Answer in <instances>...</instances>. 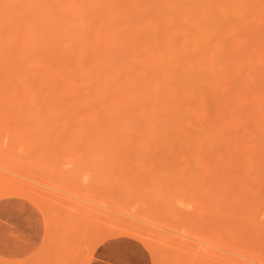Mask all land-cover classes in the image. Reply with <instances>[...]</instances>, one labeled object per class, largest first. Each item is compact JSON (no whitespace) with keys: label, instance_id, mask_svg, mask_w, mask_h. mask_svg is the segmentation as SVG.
I'll list each match as a JSON object with an SVG mask.
<instances>
[{"label":"bare ground","instance_id":"6f19581e","mask_svg":"<svg viewBox=\"0 0 264 264\" xmlns=\"http://www.w3.org/2000/svg\"><path fill=\"white\" fill-rule=\"evenodd\" d=\"M1 92L4 95H3V98L0 97V99H3L0 101L1 102L0 112H1V114L4 113L5 117H3V114L0 115V122L5 123V121L9 120V122L8 121L7 122L10 123V127L8 128V131L10 133L7 131V127L0 125V138L2 140H4L8 134V137H7L8 139L6 138L7 141L5 140V142H4V141H1V139H0V142H2V143H0V145L2 146V148L5 149V150L1 151L2 148L0 146V151H1L0 152V155H1V158H0L1 162L0 163L2 164V165H0V167L3 166V168H1V169L2 170L4 169L3 171L5 173V174H3V171L0 169V173L2 171L1 174L3 175V176H0V181L3 180V181H1L3 184H4V180L7 179L5 182L8 181V178H10V174H9V172H6V171L9 169V171H12V173L10 172L12 174L11 176H13V177H11L12 179H9V182H11L12 180L14 182H16L15 180H17L20 182V183H18V185L22 183V186H24L23 185L24 183H27L26 185H28V186L30 185L29 186L30 188L37 189L36 192L40 191L39 195H42L45 192L44 196H46V198H48L49 196L51 198H53V199H50V201H49L50 197L48 198V201L50 202V203L48 202V204H51V206H50L51 208L53 207V208H55V210L56 209L58 210L57 211L58 213H56V214L62 216L61 218H58V216H56V214L54 213L55 212L54 209L52 208L53 209L52 210L53 215H55V218L57 217V219L60 221V222H58V224H59L58 226L60 228L58 227L59 229L58 228L55 229V230H57V232L62 228V226H64V225L66 226L67 223L70 221V219H69V221H68V218L66 220H64L66 218V217H64L65 211L63 212L64 215L62 213H59V211L62 212L63 210L57 206L58 203H56V200H54L55 197H53V196H56V195L55 194L53 195V193L51 191L52 189H50L52 186H50V185L48 187L45 186V188H44V186H42V185H44L45 181H46L45 185H47L46 184L47 180H48V179H46L47 176H49V179L52 178L53 181L56 179L57 181L55 180L54 184H57L58 187L61 188V187H63L62 185H65L67 188L71 189V190L69 189L68 191L65 190L66 192L69 193V194H67L65 192L67 195L65 193H59L58 192L60 194V196H61V194L62 195L65 194L66 196H64V197H68V196L72 195V193L74 194V192L78 191V189H79V192H76V194H74V196H75L74 198H73V196L72 197L70 196V197L72 198V200L73 199L75 200V201L73 200L74 204H76L75 202L77 201L76 205H77V207L78 206L80 207V208L79 207L78 208L76 207V208L79 211L78 214L81 215L80 216L81 225L83 222H84L83 224L86 225V230H84V228H85L84 225H83L84 228L82 227L83 229L80 227L81 228V234L85 233L84 236L83 235L82 236L85 237L86 239H88L87 237H89V235L94 234L96 231L99 232L100 230H102V228H104L106 226L105 224L109 225L113 222H115V224L117 223V221H114V220L117 219L118 216L114 213L116 215L115 216L116 218L114 217V220H113L112 219L113 217L111 218V216H113L112 212L109 213L111 216L108 218H111L113 220V222L111 219L107 220L108 218H106V217H107V215L109 216V214H107L106 210H105L106 213H104V211H103L105 209L104 207L107 206L106 202H108V204L110 203L111 204V205L109 204L110 206L113 205V207H115L114 205L117 203L120 204V202H123V204H126V203L128 204L131 202L138 203L139 197H137V196L140 195V197H141L144 194V196H142V198H140L139 202L141 203L142 200L145 202L142 201L143 203H141V204H146V207L148 204L149 206H152L154 208L156 206H158L159 208H157V209L155 208L156 209L155 210L154 208L150 207V210H149V206H148L147 212H144L143 210H142L143 212H141V213H143L144 216H147V217H144L142 215L143 217H141V218H143L145 220L146 219L150 220L151 218L149 219L148 217L152 216V218H153V219H151L152 221H155V220L159 221V219L162 218L163 220L159 221L158 224L160 223L161 225H165V224H163L165 222L167 225L169 224V226L172 225L173 223H175L176 220L177 221L181 220L182 223L180 222V224L182 226L183 225L186 226V227L185 226L183 227L184 231H185V228L191 229V231H192V228L190 227L191 223L189 226V222L187 223V220H186L184 222L186 224H184L183 220H185L186 218L189 220H192L194 218L197 219L196 216H199L202 212H204V210H205V212L202 213V216L200 215L201 218L199 217V219L201 220L202 217L204 216V219H202V220H205V216L208 215L207 212H208V208L210 207L209 206L210 203H212V201H213L212 205H214L215 201H218L217 199L219 196H217V195H218V193H222L223 191H226L225 187H227V188L230 187L228 190H232L233 188L235 189L236 187H239V189L236 188L235 191L238 189L237 192H239V190H240L241 192H243L242 194L247 193L249 190H247L248 188H246V185H247V187L250 186L249 182L245 181L247 183V184H245L244 181H242V179L246 175L248 176L250 174V176H254L255 182H256V187L258 185L259 186L258 188H261L260 190L258 188H256L259 190V191L257 190V192H256L257 196H259L258 194H260L261 191H262L261 194L264 193V189H262V188H264V181H262V179H264V178L260 177V176H262V173H264V147H260V146L264 145V144H261V143H264V0H0V93ZM1 95L2 94H0V96ZM2 101L5 104H3ZM3 105H4V108H6L7 110H9L11 112L7 113L6 110H4L6 113L3 112ZM9 106H11V107L16 106L15 112L16 113L19 112V114H16V116L19 119L21 118L20 115H23V111H26L27 109L30 110V108H34V107H37V109L35 108V109H31V110H33V111L36 110L39 112V113L37 112L38 114H42V115H43V113L41 111H44L42 108L45 109V108L54 107V108L46 109L47 111L55 109L56 111H52L53 113L54 112L57 113L58 108H60V111L62 108L63 109L67 108V110H69V112L67 110H65V111H67V113H69L68 116H67V113L65 111L64 112H65L66 116L63 114L64 113L63 111H62V114H63V116L67 117V119L69 118L68 121L65 117L62 118L61 117L62 114L60 115L59 112H58L59 114H56L57 115L56 116V115H54L55 113L52 114L48 111L51 114L50 115L51 117L49 116V113H48V116L50 118H52L53 116H56L58 118V116H59V120L56 117L51 119L52 121H54V122L56 121L59 124H60V122H62V123H70L68 125H71L72 121L74 124V122H76L74 120V118L78 122H80L81 124L82 123L85 124V127L83 126V128H85L84 132H85L86 138L88 137V138L92 139V141H93L92 143H95L94 139H96V140H100L104 147H109L110 151H111V145L116 148L115 149L114 147H112V148H114L115 153H113L112 151H111L112 153L111 152L110 153L112 154L111 155L112 157L113 156L118 157V159L120 160V161L115 160L114 165H117L118 163H120L118 165H120V166L122 165L121 166L122 168H123V164L121 163V161H122L120 159L121 157L118 156L117 154L120 153V151H122V150L127 151V152L129 150H134V151L140 150L141 151L140 148H145L144 147L145 145L142 146V143H144L145 141H148V143L145 142V144L147 143L146 146H149V148H150V143H152L151 147L153 145V147H152L153 150H150L148 152L152 158L154 157V156H152L154 154L153 151H156V149H157L156 152L158 153V151H160V150L162 151V149H164V146H165L166 150L168 149V151H170V149H172V147L175 146L174 144H172V143H174L172 141H175V143L183 142L181 144V146L179 147L181 153L179 150L176 152V150L173 151V149H172V152H169V153L173 154L171 156H173V158L175 159L174 160L172 157H170L171 160L170 159L169 160L171 163H175V164H171L170 162H166V161L161 163L158 160H156L157 155H155L156 156V159H155L156 163L159 162L157 164L158 167H156V169L159 168V170L155 171L154 168L151 166L153 168V171L157 172V173H155V177L157 179L156 178L154 179L152 177V175L151 176L149 175L151 173V171L149 169L146 170L145 168H142V167H148V162L147 163L145 162L147 160H145L146 158L144 156V153L142 152V153L137 154L136 153L137 151L135 153H134V151H129L132 153V154H130L129 158L131 157V159H133V158L135 159L136 157L137 158L139 157V159H140L141 157L139 154H143V156H144L143 159L145 160V161L142 159L139 160L140 163L135 161V164H134V165H136L135 167L131 164L134 169H131L132 167L130 166L129 163H128L129 164L128 166H126L127 164L125 165L127 167L128 171H129V169H131L130 172H132V173H134L136 171L137 175H135V176L137 178L142 179V181H141V179H140V181L136 179V182H138V183H136V182L133 183L131 181L135 180V178H133L134 176L132 175L133 176L132 177L129 175V179H126V177L128 178V174H125L126 177L123 176L124 177L123 178L122 175H124V174H122L120 176V174L122 173L121 170L118 171L120 174H118V172L116 170H114L115 172L112 171L113 174H115L116 172L117 173L115 175L111 176L112 172L109 170H112L113 167L110 166L107 168V165H109L108 163L106 164V163L102 162V164H100L101 167L103 166L105 169L101 168V167L97 168L95 166H92V163L93 164L96 163L94 165L98 166L97 165V162H98L97 158H99V155H100L99 150L100 149L98 151H95V150H97L101 145H100V143L98 144L96 142L95 145L97 146V144H98L100 146H97L98 148L95 149V145L93 144L94 147H92V143L89 142L90 143L89 149L92 148V150L93 149H95V150H93L94 151L93 152L90 149L89 152H92V154L91 155L89 154V156H88L89 152H86L87 154L85 153V151H84L85 149H86V151L89 150V149H87L88 148L87 144L89 145V143H83V140L85 139V135H82L83 132L81 133V131H83V130L81 128L82 125H80V123L77 122L74 125L72 124L73 125L72 127L76 128V130H77V132L75 131V134H72V133H74V131L72 133L68 134L69 132H64L63 130H60V133L62 136V139H61L60 133L58 134L59 130L56 129L57 127L51 128V131H50V129L48 130L47 129L48 127L44 126L45 123L43 125L42 122H39L40 119H42V117L44 119L45 115L41 117L40 115L35 113L33 118L36 117L37 122L34 121V123H35L34 129L35 130L40 129L37 131L41 132L40 133L41 136L44 135V133H45V135L47 134L46 136L44 135L42 137H44L46 140H49V142L51 143V145H50L49 142L46 143V142L42 141L41 139H40V142L37 140V138H39L37 136L38 132L36 135H35L36 132H33V136L34 135L35 136L34 137L31 136L30 132L32 133V129L30 130L31 127L29 128L27 123L22 122L23 124L20 125L21 127H18L19 125L15 122V120H13L14 118L11 115L13 107L8 108ZM24 109H26V110H24ZM70 109H72L74 115L70 113V111H71ZM206 109H208V111H206V112H208L207 118L205 115ZM16 110H19V111H16ZM74 111H75V113H74ZM76 111H78V112H76ZM26 113H28V112L26 111ZM46 113L44 112V114H46ZM5 114H8V115H5ZM36 114L38 116H40L41 118L40 117L38 118V116H35ZM70 115H72V117H74V118L70 117ZM24 116L30 117V115H28V114H24ZM1 118H2V120H1ZM61 118L62 119L65 118L66 122L64 120H62ZM45 119H47V118H45ZM12 120L14 122H12ZM47 120L50 121L49 119H47ZM14 124L15 125L17 124V126H15ZM29 124H31V123H29ZM37 125H40L39 126L40 128ZM60 125H62V124H60ZM68 125L66 124L67 128L70 127ZM76 125H77V127H76ZM11 126L14 128V130H12ZM79 127L81 128V130ZM189 127L190 128L192 127L193 129H190ZM5 128H6V130H5ZM15 128H17V129H15ZM18 128H20L21 130H22V128L27 129V130L25 131L23 129L22 130L23 132L20 133L21 130L17 131V130H19ZM78 128L80 131H78ZM239 128L244 129V131H245L244 134L237 132V130ZM2 129H4V130H2ZM44 129H46V130H44ZM52 129L53 130L56 129V131L55 130L54 131L57 132V130H58V132L55 133L52 131ZM11 130H12V133L14 136L11 134ZM4 131H7V134L5 135L6 137H4V133H5ZM47 131L49 134L47 133ZM62 131L66 134H64ZM25 132H26V134H25ZM78 132L81 133L80 136L84 137V139L80 138V141L83 144L81 142H80L81 144L78 143V141L76 143V140H79L78 139L79 134H77ZM16 133H18V135ZM19 133L21 134L22 138L20 137ZM23 133H24V135H28V137L27 136L24 137V135H22ZM51 133H52V135H51ZM1 134H3V135H1ZM9 134L12 135L13 137L9 136ZM55 134H56V136H55ZM67 134L70 136V138L71 137L75 138L74 135H76V138L77 137L78 138L77 139L75 138L76 140H74V138L72 140L69 138V140H71V141H69V140H67V138L69 137ZM71 134H72V136H71ZM57 135H58V137H57ZM63 135H65V136H63ZM49 136L50 137L52 136L54 138H52L50 140ZM16 137L18 139H15ZM26 137L30 138L32 141L30 139H28V141L26 143V140H27ZM56 137H57V139H56ZM32 138L33 139L35 138V139L33 140ZM54 139L57 142L59 149H56L57 147L53 146L52 143L54 142ZM90 139H88V140L90 141ZM158 139L160 140V143L157 144L158 148H155V147H157L156 143H157ZM8 140H11V141H8ZM20 140L22 141L23 144L21 143ZM73 140H74V144L71 143ZM85 140H84V142L88 141V140H86V141ZM152 140H154V141L149 143V141H152ZM12 141L18 142V144L21 143V145L19 147L24 148L26 151L23 149H21V151L23 153L18 151V150L16 151V148H18V147H16L14 150V151H16L15 152L16 155L14 153H12L13 152L12 150L15 147L14 146L12 149V146H9L10 145L9 142L13 143ZM34 141H36L35 145H33ZM60 141H61V143H64V144H61ZM131 141H133L134 143L137 141L138 145L136 146L132 142V144L134 145V146H132L130 144ZM142 141H144V142H142ZM167 141L169 144L167 143ZM3 142L5 143V145ZM43 142L45 144H42ZM29 143H31V144H29ZM36 143H38V145ZM66 143H68V144H66ZM121 143H122V145L119 146ZM127 143H129V145ZM153 143H155V144H153ZM123 144H125V145H123ZM126 144L128 145V147L131 145L130 147H132L133 149L129 148V150H128V147ZM167 144L170 145V147H171L170 149L167 148V147H169V146H167ZM23 145H24V147H23ZM25 145H27V147H26L27 149L25 148ZM32 145H33V147H32ZM65 145H67V147H65ZM72 145L74 148L76 146L78 149L81 147L82 152H84V153H82V152L79 153L78 151H80L81 149L80 150H78L77 148H76L77 150L75 149L80 154L79 155L80 157L77 158L78 161L74 160V159H76V157H78L77 156L78 154L76 153V155L74 156V155H71L72 152L71 153L69 152V151H74V148H69V147H72ZM82 145H83V148L85 147L84 149L82 148ZM7 146L9 148H7ZM36 146H39L40 149L42 148L41 146H43V147L45 146V148H42L41 153H39L40 149H38V147H36ZM48 146H51L54 149L52 150V148L48 147ZM59 146H61V148L63 147L64 150L67 152V154L68 153H70V154L69 155L65 154V152L62 151L63 148L61 149ZM124 146L127 148V150L125 148H123ZM31 147L32 148L35 147V148L31 151V149H32ZM117 148L119 149V151ZM121 148H123V149H121ZM152 148H150V149H152ZM28 149H30L29 150L30 152H28ZM45 149L47 150V153H46ZM174 149H177V148L175 147ZM6 150L8 153L11 150L10 154L11 155L14 154V155H12V157H9L10 154L8 155V153H6L8 160L10 158V162L8 160H6L5 153H3ZM36 151H39V152H36ZM61 151H62V153H60ZM105 151L106 150H104V152ZM75 152H73V153H75ZM116 152H118V153L116 154ZM2 153H3V155H2ZM25 153H28L27 156H25L26 155ZM34 153L36 155L38 153V156H41V158L43 155L44 162H42L43 159L41 161H39L41 159L40 157H38V156H37L38 158L36 156L34 157V155H35ZM51 153H52V156H51ZM94 153L96 154V157L98 154V157L96 158V160H94L95 155L93 157ZM133 153L135 154V156L136 155L137 156L135 157ZM179 153L183 154V155L181 156V155H179ZM20 154L22 157L19 156ZM22 154H24V157ZM39 154H42V155H39ZM83 154H85V156H83ZM101 154H102V156H100V158L101 157L104 158V154L103 153H101ZM29 155L31 157H29ZM81 155L83 157H85L86 162L88 160L90 169L92 171L95 170L94 173L92 171H90L88 166H86L87 163L84 165L83 162H85V161H84V158L82 159ZM86 155L89 157V159H91L93 157V160L91 159L93 162H90V160L86 157ZM126 155H129V154L124 155L121 153V156H123V157L124 156L128 157ZM131 155L134 157H132ZM176 155H177V157H175ZM3 156H5L4 159H3ZM46 156L48 159L50 158L49 160H51V161H49V162H51V163L53 162L54 165L53 164L51 165V163H49L48 160L45 159ZM61 156H63L64 158L63 157L61 158ZM65 156L66 157L70 156L69 158L74 157V159L71 158L68 160V158H67V160H66ZM109 156H110V154L107 152L106 158H108ZM178 156L179 157L181 156L180 160H182L184 158V160L186 161V162L184 161L186 165L184 163L182 164V166L184 165L183 167L182 166L177 167L176 162H174V161H176V159L178 161ZM183 156H185L187 158H185ZM17 157H21V159L20 158H19L20 160L17 159L18 161L13 159V158H17ZM26 157L30 158V159H26V160H29L28 162H29V165H31L30 167L33 166V168H31V171L28 169V171L30 173L32 172L31 174L27 172L26 168H24L25 163H24V160H22V158L24 159ZM112 157H110L109 159L112 160ZM123 157H122V159H123ZM161 157H162V155H161ZM32 158L34 160L36 158L37 159L40 158L38 160L40 167H41L42 163H45V164L49 165V166H47L48 168L46 167L45 164H43L42 165L43 168L42 167L40 168L41 169V172H40L39 165L36 162L31 161ZM56 158L59 161L56 162V160H57ZM21 160L23 161L24 164L21 163L22 166L16 165V162L19 163V161L21 162ZM45 160L48 163H46ZM62 160H63V162H62ZM72 160H74L75 162H73ZM82 160H83V162H82ZM124 160L127 161L128 159H124ZM169 160H167V161H169ZM189 160H191V161H189ZM3 161H4V163H3ZM68 161H70V162H68ZM95 161H97V162H95ZM155 161L154 162L149 161V165H151L152 163H155ZM7 162H9V163H7ZM64 162H66V163H64ZM67 162L70 164L69 167H71V170H72L74 163H76V162H78L80 164L83 163L82 164L83 169H82V166H81V168H79L77 166L80 169V171L81 170L82 171L80 172L78 169H76L80 173L77 172L75 170V168H77V167L74 165L75 167H73V170H72L73 172L70 173L71 171H69L70 169H69V167H67V170L69 171L70 175H69V173H67L64 176V173L68 172L65 169L66 164H67V166L69 165ZM72 162H73V164H71ZM127 162H129V161H127ZM141 162H145L146 164L143 163L145 166L142 165ZM188 162L191 165H189ZM57 163H59V164H57ZM61 163H63L65 165V167L60 166V165H62ZM78 163H76V165H79ZM160 163L162 164L163 168L164 167H165V169L168 168V170L164 169L165 173H163V174H162V171L160 170V168L162 167V166L160 167ZM7 164H9V165H7ZM10 164L15 165V167L11 166ZM140 164H141V168H139ZM166 164L168 167L165 166ZM35 165L38 168V169L36 168V170H35ZM153 165H155V164H153ZM169 165H171V166H169ZM188 165H189V169L187 168ZM6 166H8V167H6ZM85 167L87 169H85ZM12 168H16L13 170H17V171L19 170L18 173L21 171L20 172L21 174L19 173L21 176L16 171H13ZM170 168H171V170H170ZM176 168H178V169L182 168L183 172H187V173H183V175L185 176V182H183V184H178V187H177V182H180L181 179L178 180V178L176 177L177 176V174H175V173H177ZM51 169H54L53 170L54 172L53 171L50 172ZM62 169L66 170V171L62 172L63 171ZM96 169H99V170L96 171ZM102 169H103V171H102ZM141 169H143V170H141ZM144 169H145V171H144ZM32 170L35 171L36 173L33 172ZM84 170H85V172H83ZM43 171H45V172H43ZM98 171H99V174H97ZM101 171L103 172V175H102ZM139 171H140V176L138 175ZM142 171H144V173ZM146 171L150 172V173L147 174V173H145ZM170 171H171V175H173V176H174V174L176 175V176H174V179L172 176L169 177ZM173 171H176V172H173ZM14 172L16 173V175L18 174L21 178L20 177L17 178L18 175L15 176L13 174ZM74 172L79 173V174L74 175L73 174ZM87 172L90 174L87 175L88 174ZM105 172H107L108 174H106ZM159 172L162 175H166V176L159 175L160 174ZM22 173H23V175H22ZM91 173H92V175L96 174V176L93 175L94 177H92ZM109 173H110V175H109ZM39 174H42V176L46 175V177L44 176L45 178L44 177L42 178V176H41V179H40ZM49 174H52L51 176H53V177H51ZM82 174L83 175L85 174V175L83 176ZM146 174L148 176L152 177L153 181H152V178L150 179V177H147ZM152 174H154V173H152ZM187 174H189V175H187ZM24 175H26L28 177L29 176L32 177L31 181L28 180V179H30V177L29 178L27 177L28 179L24 180V178L26 177ZM31 175H34L35 180L33 179L34 177ZM38 175H39V177H38ZM59 175H60V177H59ZM67 175H68V177H67ZM90 175H91V177H89ZM107 175H108L109 179L106 178ZM117 175H119V176H117ZM158 175H159V177L161 176L160 177L161 180L158 178ZM4 176L7 178H3ZM36 176L41 181L43 179H45V181L43 180V182L41 184L36 183L37 185L35 184L36 187H34L32 180H34L35 182L36 181L41 182L40 180H36V178H37ZM63 176H64V178L65 177L66 178L62 179ZM69 176H70V178H69ZM110 176H111V178L114 176L113 177L114 180L110 179ZM22 177H24V178H22ZM120 177L123 178V180H125L126 184H124L125 183L124 181L121 182L122 179H120ZM130 177H132L133 179H131ZM163 177H165V180L163 179ZM262 177H264V176H262ZM81 178L84 179V182L86 180V182L84 183ZM90 178L94 179V180H91L92 183H90ZM97 178L98 179L101 178V179L98 180ZM116 178H117V180H116ZM148 178L150 179V181L153 184L155 183L154 185L157 186L156 187L157 189L155 188V186H150L149 188L147 187L150 185V184H147L149 182ZM66 179H68V182ZM70 179L75 180V182H77V183L71 181ZM79 179H81V180H79ZM105 179H106V181H105ZM130 179H131V181H130ZM187 179L189 181L191 180V182H189ZM58 180H60L62 183H60V181H58ZM69 180L71 181V183H69L70 182ZM97 180H98V182H96ZM111 180H112V182H111ZM158 180H160V181L164 180V184H163V182L158 183L159 182ZM64 181L66 182L67 185L63 184V183H65ZM80 181H81V183H79ZM107 181H108V184H107ZM113 181H115V182H113ZM117 181L120 183H117ZM154 181H156V182H154ZM14 182H13V184H14ZM168 182L169 183L171 182L172 187L175 188L174 190H176V191H177V188H179V185L180 186L182 185L181 187L183 189L180 187L182 190L178 189V190H180V192H178V193L179 194L181 193V196L184 193L186 195L188 194L187 196L184 194L181 197V198L185 197L188 200L183 198L182 200L180 199V202L185 203V204L188 203L189 205L193 204L194 209L189 210V213H191V214H188L187 213L188 211L185 212L184 211L185 209H183V212H182L183 214L181 215L180 211H182V208L180 211H178L179 209L176 208L177 206H175V208L177 210L175 208H173V205H176V203L174 202L175 200H172L173 196L170 194L171 190L168 191V189H167V187L170 189V186H168ZM87 183H89L90 185H86L87 187L89 186V188L86 189V186L83 187V185H85ZM96 183H98L99 185ZM143 183L145 186L147 185L146 188H145V186H143ZM165 183H167V184H165ZM186 183H188V184H186ZM11 184L12 183H10V185ZM38 184H40L41 186H39ZM70 184H73L75 187L72 185L70 187ZM93 184L96 186H94ZM101 184L104 186L103 188H105V189L102 188ZM127 184L128 185L130 184L128 186V188L133 185L132 187H130L131 190L133 189L132 191L126 187ZM137 184H138V187H137ZM157 184L160 186V189H159V186ZM184 184L187 185L186 187L188 189H186V187L183 186ZM8 185H9V183H8ZM32 185H33V187H31ZM121 185L124 187H122ZM162 185H163V187H162ZM189 185H190V187H189ZM191 185H194L197 188V190L194 186L192 187ZM252 185L253 184H251V186ZM5 186H6V184H5ZM106 186H108V187H106ZM112 186H113V188H114V186L116 188H114V190H113ZM203 186H205V187H203ZM206 186L208 187V189ZM218 186H220V189H221V187L222 188L224 187L222 189L223 190L222 192H221V190H218ZM53 187H54V185H53ZM58 187H56V188H58ZM66 187L62 188V190H60V188H58V189L60 191H63L64 189H67ZM151 187H154V188H151ZM161 187H162L163 192L161 191ZM240 187L241 188L245 187L247 192L245 190H244L245 191L244 192L243 189H240ZM83 188H85L84 191L86 190L87 193L82 191ZM90 188H92V190ZM98 188H99V190L100 189L102 190V191L101 190L100 191H101V194H103L104 196H101V194L98 193L99 192ZM124 188H125V190H124ZM135 188H139L142 190L139 191V189H135ZM163 188L166 190H164ZM200 188L202 191L200 190ZM204 188H205V190H204ZM213 188H214V190L217 189L216 191L217 192L219 191V192L217 193L216 191L213 190ZM108 189H112L113 191L108 190ZM126 189H128V190H126ZM27 190H31V189H25V187L23 188L21 186H13L12 185V187H9V188L7 187V188L3 189L2 191H0V195L4 194V193H10V192H24V193H26ZM45 190L49 191V192H46ZM53 190H54V188H53ZM72 190H75V191L72 192ZM95 190H96V194H95ZM104 190H106V191H104ZM185 190L186 191L188 190L187 192H190V193L185 192ZM255 190L253 193H255ZM50 191H51L52 195H51ZM56 191H57V189H56ZM70 191L72 193H70ZM81 191L84 192L85 195ZM123 191H124V195H122ZM133 191L134 192L136 191V192L134 193ZM148 191H150V193H147ZM151 191H153V192H151ZM159 191H161L162 194L169 192V194H168L169 196L167 194H163V196H162V194ZM164 191H166V192H164ZM205 191L207 192V195H210V196H207L205 194L206 195V197H205V195H204V193H206ZM90 192H92L93 194ZM105 192L107 193V195ZM112 192H114V193L110 194ZM128 192H131L132 194H129ZM214 192H216V193H214ZM232 192H234V190ZM46 193H47V195L48 194L49 195L47 196ZM78 193H81L82 198H84V200L83 199H81V200L77 199L78 197L76 198V195ZM115 193H117V194H115ZM125 193H128V194L126 195ZM146 193H147L148 199L146 198V200H145L144 197H146L145 196ZM151 193H153V194H151ZM199 193H202V194H199ZM118 194H120V195H118ZM154 194H156L155 196H157V194H158L159 199L161 197L162 198L164 197L166 202L164 200H162V198L159 201L158 198H155ZM239 194L238 193L236 194V192H235L236 196H233V197H237V195H238V197H241V195L239 196ZM247 194H248L247 198L250 197V199H252V200H250L251 202L254 200L253 203H251L249 201H245L246 194H244L245 196L243 195L244 199L242 198L243 196L241 197V200L243 199L245 202L244 204H243V200L241 203V201L239 200L240 198L239 199L237 198V200L235 199L236 201L233 200L232 197H230V199H229V197H227V195H229V194L226 191V192L220 194L221 195L220 199H222L224 197H227V198L222 199L221 200V201H223L222 203L217 202L214 205V207L216 205L224 206L225 201H226V203L230 202L231 207H233L232 205L235 202L241 203L242 204L241 206L238 205L237 203L235 204L237 207L239 206L240 209L237 208L236 206L233 207V209L234 208L239 209V210H237L238 215H239L238 211L241 210L240 215L238 217L239 219L241 217V212H246L244 214L242 213L245 217L242 215L243 217L241 219H245L246 215L247 216L251 215L252 216V217L250 216L251 218H253V216H255L257 218L260 215L261 210H262V214H264V208H262V207H264V205H262V207H261L262 209L257 211V209L260 208L261 205H259V202L257 203V201L255 200L256 194H255V196H253L254 199L251 198V196H249V192ZM261 194H260V198L264 197V194H262V197H261ZM83 195H84V197H83ZM108 195H109V197L111 196L109 199H108ZM130 195L132 196V199H130L131 197L129 198ZM165 195H167L166 196L167 198L165 197ZM191 195H192V198H191ZM222 195H224V197H222ZM233 195H234V193H233ZM44 196L42 195V197H44ZM118 196H120V197H118ZM171 196H172V199H171ZM197 196H198V198H197ZM200 196H203L202 197L203 200L205 198L207 199V200H204L205 202L203 201V205L205 207H207V205L209 206L207 208L204 207L205 209L203 208L202 211H201V207H199L200 206L199 201H202L200 199ZM213 196L215 199L214 198L212 199ZM86 197H88L89 199ZM90 197H91V199H90ZM92 197H94L95 199L98 197L96 200L94 199L95 202H97L98 200H101V202L103 203L102 200L104 199V201H106L105 204L103 203L105 206H103L101 204V206L104 209L101 206H97L98 204L96 205L94 203V201L92 200L93 199ZM152 197H154L156 201ZM208 197H210L211 201L208 199ZM46 198H44V199H46ZM79 198H81L80 195H79ZM85 198H86V200H85ZM113 198H114L115 202H114ZM120 198H122L121 199L122 201L119 200ZM189 198H191L192 200ZM260 198H258V199H260ZM87 199H88V201L90 200V203L92 200L93 204H95V206L93 204H91V206H90V203L86 202ZM123 199L125 200V202L123 201ZM193 199L196 203L193 201ZM198 199H200V200L198 201ZM52 200L54 201L53 204L51 202ZM110 200L112 201V203L110 202ZM151 200H153V201L151 202ZM186 200H187V202H186ZM189 200L191 201V203L189 202ZM229 200H233L234 202L232 201L233 203H231V201H229ZM84 201L86 202V204ZM116 201H117V203H116ZM161 201L165 202V203L162 204ZM207 201H209V202H207ZM260 201H261V199H260ZM262 201H264V198H262ZM246 202L250 206L254 205V207L247 206ZM87 203H88V209H89V207H91L89 210L93 211L92 213L88 212V211H86V212L84 211L87 209V207H86ZM149 203H151V205ZM206 203H209V204H206ZM262 203H264V202H262ZM81 204H84V205H81ZM119 204H117L115 208H117ZM132 204H130V205H132ZM165 204H170L171 206L168 205V207H167V205H165ZM255 204H258V206L256 205L258 208H255L256 207ZM52 205H54L55 207ZM121 205H122V203H121ZM159 205H163L167 209L165 207L162 208V206H159ZM227 205H228V207H230L229 204H227ZM83 206H85V207H83ZM195 206L196 207L198 206V207L195 208ZM246 207H249V209L253 208L254 213H252L253 211H250ZM161 208L163 210L164 209L168 210L167 214H165L166 213L165 210L163 211ZM170 208H171L172 213L170 211ZM187 208H189V207H187ZM198 208L200 211L198 210ZM245 208H246V211H245ZM99 209H100V212H99ZM215 209H216V207H215ZM215 209L213 208L214 211H215ZM152 210L154 212L148 213ZM222 210H224V209H220L219 212H221ZM225 210H228V209L226 208ZM225 210H224V213H225ZM139 211H141V210H139ZM192 211H193V214H192ZM196 211H197V213H196ZM217 211H215L214 213L218 214V213H216ZM247 211H250L252 214L249 213V215H248ZM83 212H84V215L87 212L89 213V215L87 213L88 216L85 215L86 217L82 218ZM98 212H99V214H98ZM123 212H126V211L123 210ZM168 212H169V214H168ZM173 212L176 214L175 215L176 217L181 216L183 218V216H185V215L186 216L183 218V220L181 217H180L181 219L180 218L176 219V217H174ZM194 212L196 213L195 216H194V214H195ZM211 213L213 215V211ZM228 213L229 212H227V214ZM231 213L232 212H230V214ZM148 214H149V216H148ZM153 214H155V216L158 217V220H157V217H154ZM170 214H172V215H170ZM103 215L105 216V219H104V217L102 218ZM165 215H168V216H165ZM189 215H191V216L189 217ZM226 215L223 214V216H221L222 218L219 220H222L223 217ZM232 215H234V212H233V214L228 215V217H230ZM90 216L94 217V219L98 216L97 218L107 220L111 223L108 222V223L104 224L103 223L104 220H100L97 218H96L97 220L95 219V221H94V219L91 218ZM214 216H216V215H214ZM236 216H237V214H236ZM88 217H90L89 218L91 220L90 222H88L89 221ZM125 217H127V216H125ZM166 217H168L167 220L170 218L169 220L174 221V222L172 224H170L171 222L170 221L167 222V220L165 219ZM250 217H247V219H249ZM84 218H86V220H88L87 224H86V220ZM174 218H175V220H174ZM260 218L261 217L257 218V220L259 221ZM262 218H264V217H262ZM132 219H134V218H132ZM235 219H237V218L235 217ZM118 220H119V218H118ZM123 220H125V219H123ZM215 220L217 221V219H215ZM257 220H256V222H257ZM96 221L97 222L100 221V222H98V224H97ZM156 221H155V223H156ZM177 221H176V224L178 223ZM226 221H228V220H226ZM241 221H243V220H241ZM245 221H246V219H245ZM250 221H252V220H250ZM262 221H264V219H262ZM65 222H67V223H65ZM91 222L93 223V226H91V224H92ZM191 222H193V221H191ZM229 222H230V220H229ZM253 222H254V220H253ZM260 222H261V220H260ZM60 223H61V225H60ZM198 223H199L198 225H200L201 222L198 221ZM212 223H214L213 220H212ZM218 223H216L215 226L213 224L212 225L216 228ZM220 223L223 224V226H225L224 225L225 223H222L221 221H220ZM88 224H89V227H88ZM115 224H114V226H115ZM121 224L122 223H120V225ZM123 224H124V222H123ZM194 224H195V221H194ZM194 224H193V227H195V231H196L197 230L196 226L197 227H199V226L194 225ZM205 224H206V222H205ZM68 225H69V223H68ZM99 225H103V226L100 227ZM118 225H119V222H118ZM118 225H116V227H118ZM175 225H174V227H175ZM178 225H179V223H178ZM178 225L176 227H180ZM201 225L203 226V224H201ZM252 225L253 224H251V227H252ZM109 226L114 227L113 225H109ZM157 226H159V225H157ZM202 226H201L202 229L201 228L200 229L203 232L201 230L200 231H201V233H204L207 231L206 230L207 228L205 229ZM204 226L208 227V224L204 225ZM226 226L228 227V224H226ZM257 226L253 225V227H257ZM64 227L62 230H60L61 233H63L62 231H64L65 233H63L62 237L59 238L60 240L56 242L58 245L62 244L61 242L63 240H61V239L62 238L64 239L65 236H67V235H68L67 236L68 241L70 240L71 244H72V240L74 239L72 237L75 236L74 235L75 232L73 229H72L73 231L70 232L71 226H69V227L66 226L65 229H64ZM67 227H68V229H67ZM122 227H124V226H122ZM172 227H173V225L169 228H172ZM181 227L177 228L176 231H178V229H182ZM52 228H53V224H52ZM55 228H56V226H55ZM208 228H209L208 231H210V232L213 231V233L211 232L209 234L211 236V238L213 237L212 236L213 234L217 235V233L215 234L214 230H210L211 229L210 227H208ZM96 229H98V230H96ZM104 229H106V227ZM104 229H103V231H104ZM108 229H109V227H108ZM188 229H186V231ZM220 229H223V227L222 228L220 227ZM68 230L72 234H69ZM92 230H93V233H92ZM160 230H162V229H160ZM160 230H159V232H160ZM262 230H264V222H262L261 229L254 230L253 234H255L256 231L262 232ZM153 231H154V229H153ZM208 231L206 232V234L205 233L204 234L200 233V234L207 237L208 233H209ZM218 231H219V226L217 227V232ZM241 231L244 232L243 229ZM66 232H67V235H65ZM86 232H87V235H86ZM89 232H90V234H88ZM98 232L96 233V235L98 234ZM162 232H163V230H162ZM187 232L191 233L190 230H188ZM248 232H250V233H247V236L249 234H252L251 233L252 230H250V231L248 230ZM153 233H155V232H153ZM220 233H221V230H220ZM245 233H246V230H245ZM258 233H256V234L259 235L260 233L259 234ZM59 234H60V232L58 233V237H59ZM81 234H79V236L76 235L77 237L75 239H77V240L75 241V243H73V245L75 246V250H74V246H72L73 247V250H72L70 242L66 243V245H64L65 244L64 242L66 239L63 241L64 244H62L64 248H63V250L62 249L61 250L62 251H64V249L68 250V245H69V248H71V250H68V251L66 250L64 252H62L60 250V248H59L60 245L57 246L53 242V244L59 248L58 249L60 251L59 253H65V252L67 253L69 251L70 252L73 251L75 259L73 258L72 254H70V252L68 253L73 258L71 260L72 262L69 260L70 257H69V259H67L68 254L65 253L67 256H66V258L64 256V259L68 260V261L66 260L67 263L70 261V263H68V264H75L76 262H73V261H76V260L78 261L79 259L82 258V257H80V255H77L80 252H78L77 254H76V252L79 250L80 251L84 250V249L81 250V248L85 247L86 245H82V244H84V242H86L85 244H87L88 241L86 239H84L83 237H80ZM151 234H152V232H151ZM165 234H166V237L170 234V236H168L167 238L171 237L169 239L170 241L166 240L167 242H171L174 240L173 238H176V235L171 233V231H170V233H166V231H165L164 234L162 233V236ZM180 234H181V232H180ZM193 234L195 235V232ZM253 234L251 235V237L255 236ZM69 235H71V237ZM257 235L255 236L256 238H257ZM261 235H262V233L259 235V237L261 239L264 238V235H262V236ZM60 236H61V234H60ZM189 236H191V235H189ZM195 236H197V235H195ZM234 236H236V235H234ZM244 236H246V234ZM79 237H80V241L82 240V242H81L82 244L78 240ZM227 237L229 238V236H226V238ZM81 238H83L85 241H83V239H81ZM158 238L163 240V238H160V237H158ZM217 238L219 240L218 236H217ZM52 239H53V235H52ZM54 239H55V237H54ZM89 239H91V236ZM171 239H173V240H171ZM206 239L208 241L210 240L208 238H206ZM176 240H178V238ZM78 241L80 244L78 243ZM152 241H153V238H152ZM183 241L184 240H182V242ZM93 242H94V240H93ZM157 242L161 243L160 240ZM167 242H166V244H170V245L175 244L174 241H173L174 243L173 242L167 243ZM185 242L187 243L188 241L185 239ZM185 242H183V244H182L181 240H180V244H182L181 245L182 250L179 248L180 244L179 243H178L179 245L177 244L178 249H180V251H181L180 253H182V251H183V253L187 252L185 249H188V250L193 249L191 244L189 245V247L191 246L192 249H189V247L187 248L186 246H188V245ZM76 243H78L80 246L82 245L81 248L78 244H77L78 248H76V245H75ZM193 243H194L193 246H195L198 242L197 243L193 242ZM232 243H230V244H232ZM262 243H264V242H262ZM198 244L195 246L196 248H200L202 246V245H200V247H199ZM222 244H224V243H222ZM235 244H233V245H235ZM62 245H61V247H62ZM158 245H160V244H157V245L155 244L156 247ZM161 245H164L163 242ZM183 245L185 248H183ZM249 246H251V245H249ZM86 247L89 248V246H86ZM86 247H85V249H86ZM169 247H172V246H169ZM169 247L165 248L163 246V249L165 248L166 252H167ZM207 247H208V249L210 248L209 246H207ZM201 248L203 249L205 247H201ZM216 248H218V247H216ZM48 249H49V247H48ZM54 249H55V247L52 250H50V253H54V252L57 253L58 252V251H54ZM174 249H175V247H174ZM206 249L207 248H205V250L202 252L199 251V252H201V254H203V255L205 254L204 257L205 256L210 257L211 256L210 252L212 251V253H215V250H216V249H214V251H213L210 248L211 250H210V252H208L209 250L208 249L206 250ZM237 249H238V247H237ZM194 250H195L194 251V254H195V252L198 249L197 250L194 249ZM45 251L43 253L44 256H46L47 253H49V252H47L45 254ZM51 251H54V252H51ZM232 251H234V249ZM169 252L170 251L168 250V253ZM189 252L191 253L192 251H188V254H189L188 256H192V255H190ZM216 252H218V250ZM262 252H264V251H262ZM59 253H57L58 257H57V254H51L53 256L47 255L44 258V257H41V256H43V254H39L41 258L39 256H38L39 258H35L37 256V253H36V256L34 258H35V261L38 259L40 261H42L41 260L42 258L44 260L47 258V261L46 260L42 261V263L45 262L43 264H48V263L53 264V262L56 261V262H54V264H55V263H58L57 261H59V259H61L59 261V263L61 264V262L63 260L62 255H64V254H59ZM197 253L198 252H196V254ZM207 253H209V254L207 255ZM169 254H166V256L167 255L169 256ZM215 254H213V257L215 256ZM261 254H264V253H261ZM60 255H61V258H60ZM76 255L78 256L79 259L77 258ZM221 255H224V257L220 256L221 257L220 258V257H218L219 256L218 255V256H215L213 259L216 261H221V263H223L222 258L223 259L225 258V260L227 262L225 261V263H223V264H226V263L229 264V261H231V259H229V258L232 256H229V258H228L229 260H227L225 253H222ZM161 256H163V254ZM175 256H177V255H175ZM184 256H185V254H184ZM192 257H194V256H192ZM192 257H191V260H193ZM57 258H59V259L56 260ZM177 258H179V257H177ZM184 258L182 256V258H180V259L187 261ZM211 258L212 257H210V259ZM219 258L221 260H218ZM253 258H255V257H253ZM167 259H168V257L165 260H167ZM65 260H64V262H65ZM253 260H255V259H253ZM82 261L84 262L83 258H82ZM82 261H81V263H82ZM185 261H183V262H185ZM236 261L238 262V259ZM245 261H247V260H245ZM33 262L34 261H32L31 264ZM66 262H65V264H67ZM172 262H170V263H172ZM241 262H243V261H241ZM244 263L245 262H243V264ZM26 264H28V263H26ZM62 264H64V263L62 262ZM77 264H79V263H77ZM82 264H85V263H82ZM184 264H187V263H184ZM215 264H220V263L218 262ZM240 264H242V263H240Z\"/></svg>","mask_w":264,"mask_h":264},{"label":"rangeland","instance_id":"374dc122","mask_svg":"<svg viewBox=\"0 0 264 264\" xmlns=\"http://www.w3.org/2000/svg\"><path fill=\"white\" fill-rule=\"evenodd\" d=\"M0 94H2L0 97L3 98V95H4V94H3L2 92H1ZM1 100H3V99H0V101H1ZM2 102H3V101H2ZM3 104H5V103L3 102ZM6 105H7V104H6ZM0 106H1V102H0ZM10 107H11V106H9L8 108H10ZM12 107H13L14 109H13ZM12 107H11V108H12V114H11V115H12L13 118H14V119H13V118H12V119L15 120V122L19 125L18 127H21L20 125L23 124L22 122L27 123V125L29 126V128L31 127L30 130L32 129V133L28 130V131L30 132L31 136H33V132H36V133H35V135H36L37 132H38L37 130H40V129H37V130L34 129V127H35V125H34V124H35L34 121L37 122V118H36V117L33 118V116H34V114L37 113L38 111H36V110L33 111V110H31V109H35V108L37 109V107L30 108V110H29V109H27V110L24 109V110H26L28 113H26V111H23V115H20V116H21L20 119L16 116V114H19V112H17V113L15 112V108H16V106H12ZM20 107H21V106H20ZM25 108H26V107H25ZM38 108H39V107H38ZM50 108H54V107H50ZM50 108H45V109L42 108V109L44 110V111H41V112L43 113V115H42V114H38L39 112L37 113V114L40 115L41 117L44 116V115L46 116V117L44 116V119H43V117H42V119H40L39 122H42L43 125H44V123H45L44 126H45V127H48V128H47L48 130L50 129V131H51V128H53V127L56 128V127H57L56 129L59 130V132H58V130H57L58 134L60 133V130H63L64 132H69L68 134L72 133L73 131H74V133H72V134H75V131L77 132L76 128H74V127H72V126H73L75 123H77L78 121H77L74 117H72V115H70V117L74 118V120L76 121V122H74V124H73V121H72V122L70 121L73 125H72V124H71V125H68V124H70V123H62V122H60V124H62V125H60V124L57 123L56 121L54 122V121L51 120L52 118H55V117L57 116L56 114H59V113H60V115H61V114H62V111L64 112L65 110H67V108H65V109L62 108L63 110L61 109V111H60V108H58V109H57V110H58L57 113L54 112L55 114L52 112V111H56L55 109H54V110L52 109V110H50V111L48 110L50 113L56 115V116H53L52 118H50V117H51V116H50L51 114L46 110V109H50ZM17 109H18V108H17ZM39 109H40V108H39ZM42 109H41V110H42ZM1 110H2V109H1ZM4 110H6L7 113H10V112H11V111L7 110L6 108H4V105H3V112H5ZM19 110H20V109H19ZM19 110H16V111H19ZM70 110L72 111V109H70ZM73 110H74V109H73ZM20 111H21V110H20ZM67 111L69 112V110H67ZM67 111H65V112L67 113ZM71 111H70V113L73 114V111H72V112H71ZM206 111H208V109L205 110V113H206L205 115H206V118H207V117H208V112H206ZM44 112H45V113L47 112V113L44 114ZM58 112H59V113H58ZM65 112L63 113L64 115H65ZM76 112H78V111H76ZM5 113H6V112H5ZM20 113H21V112H20ZM48 113H49V116H50V117L48 116ZM74 113H75V111H74ZM2 114H3V117H5V116H4V113H2ZM2 114H1V112H0V115H2ZM24 114H28V115H30V117H29V116H28V117H25ZM37 114H36L35 116H38ZM63 114H62V116H61L62 118L66 116V115L63 116ZM68 114H69V113H67V116H68ZM5 115H8V114H5ZM73 115H74V114H73ZM9 116H10V115H9ZM23 116H24V117H23ZM40 116H38V118H39ZM41 117H40V118H41ZM45 118L49 119L51 122L48 121V120L45 119ZM56 118H57V117H56ZM62 118H61V119H62ZM65 118L67 119V117H65ZM65 118L62 119V120L65 121V120H66ZM8 119H9V118H8ZM57 119L59 120V116H58ZM57 119H56V120H57ZM1 120H2V118H1ZM13 120H12V122H14ZM38 120H39V119H38ZM68 120H69V118L67 119V121H68ZM72 120H73V119H72ZM3 121H4V120H3ZM7 121L9 122V120H7ZM7 121H5V123H1V122H0V125H1V126L3 125L4 127H7V131H8V128L10 127V123H8ZM60 121H61V120H60ZM64 121H63V122H64ZM58 122H59V121H58ZM65 122H66V121H65ZM29 123H31V124H29ZM78 123H80V122H78ZM11 124H12V123H11ZM17 124H16V125L14 124V125L17 126ZM66 124H67L68 126H70V127L67 128V127H66ZM14 125H13V126H14ZM52 125H53V126H52ZM59 125H60V126H59ZM80 125H82L81 128H82V130H83V131H81V133L83 132L82 135H85V132H84V129H85V128H83V126L85 127V124H83V123L81 124V123H80ZM15 126H14V127H15ZM23 126H24V125H23ZM37 126L39 127L40 125H37ZM78 126H79V125H78ZM24 127H25V126H24ZM45 127H44V128H45ZM76 127H77V125H76ZM11 128H12V130H14V128H13L12 126H11ZM39 128H40V127H39ZM79 128H80V127H79ZM79 128H78V131L81 130V128H80V130H79ZM189 128H190V127H189ZM15 129H17V128H15ZM18 129H19V130H17V131H20V130H21L20 128H18ZM23 129H24V128H22V130H23ZM56 129H54V130L56 131ZM190 129H193V128L191 127ZM2 130H4V129H2ZM5 130H6V128H5ZM12 130H11V134L13 135ZM22 130L20 131V133L23 132ZM24 130L26 131L27 129H24ZM44 130H46V129H44ZM54 130L52 129L53 132H55ZM7 131H4V132H5V133H4V137H6L5 135L7 134ZM15 131H16V130H15ZM63 131H62V132H63ZM2 132H3V131H2ZM8 132H9V131H8ZM45 132H46V131H45ZM57 132H55V133H57ZM64 132H63V133H64ZM237 132H238V133H241V134H244L245 131H244L243 128H239V129L237 130ZM9 133H10V132H9ZM20 133H19V134H20ZM40 133H41V132H38V134H37V136L39 137V138H37V140H38L39 142H40V139H41L42 141L46 142V143L49 142V140H46L44 137H42V136L45 135V133H44V135H42V136H41ZM47 133H48V131H47ZM81 133H80V132L77 133V134H79V135H78L79 138L77 137L79 140H76V139H77V138H76V135H74L76 139H75L74 137H73V138H74V140H76V143H77V141H78V143L81 142V141H80V138L84 139L83 136H80ZM16 134L18 135V133H16ZM25 134H26V132H25ZM27 134H28V133H27ZM30 134H29V135H30ZM42 134H43V133H42ZM48 134H49V133H48ZM64 134H66V133H64ZM68 134H67V135H68ZM72 134H71V136H72ZM1 135H3V134H1ZM12 135L9 134V136L13 137L14 135H13V136H12ZM22 135H24V133H23ZM35 135H34V136H35ZM46 135H47V134H46ZM46 135H45V136H46ZM51 135H52V133H51ZM53 135H54V134H53ZM25 136L28 137V135H24V137H25ZM31 136H30V137H31ZM34 136H33V137H34ZM55 136H56V134H55ZM60 136H61V133H60ZM63 136H65V135H63ZM68 136H69V135H68ZM4 137H3V138H4ZM7 137H8V134H7ZM7 137H6V138H7ZM11 137H10V138H11ZM17 137H18V136H17ZM17 137H16L15 139H18ZM20 137H21V134H20ZM20 137H19V138H20ZM24 137H23V138H24ZM27 137H26V138H27ZM47 137H48V136H47ZM47 137H46V138H47ZM49 137H50V136H49ZM57 137H58V135H57ZM57 137H56V139H57ZM66 137H67V136H66ZM6 138H5L4 140H2L1 138H0V139H1V141H4V142H5ZM21 138H22V137H21ZM52 138H54V137L51 136V137H50V140H51ZM60 138L62 139V136H61ZM69 138H70V136L67 138V140H69ZM73 138L71 137L70 139L72 140ZM87 138H88V137H87ZM87 138H86V135H85V139H86V140L90 139V138H88V139H87ZM7 139H8V138H7ZM13 139H14V138H13ZM15 139H14V140H15ZM28 139H30V138H27L26 143H27ZM32 139H33V138H32ZM34 139H35V138H34ZM34 139H33V140H34ZM47 139H48V138H47ZM61 139H60V140H61ZM64 139H65V138H64ZM82 139H81V140H82ZM85 139H84V140H85ZM159 139H160V138H159ZM159 139L157 140V143L155 142V143H156V146H157L158 143H160V140H159ZM14 140H13V141H14ZM30 140H31V139H30ZM71 140H69V141H71ZM74 140H73L71 143L74 144ZM84 140H83V143H89V142L92 143V142H93L92 139H90V141H89V140H88V141L85 140L86 142H84ZM94 140H95V143H96V142H97L98 144L100 143L101 146L97 144V146H100V147L98 148V147L95 145V143H92V147H94V145H95V149L98 148L97 150H95V149H93V150L98 151V150L100 149V150H99V153H100L99 158H97V157H98V154H99L98 152H97V153H98V154H97V157H96V154H95V153L93 154V157H94V155H95L94 160H96V158H97V160H98V162L95 161V162H97V165H98V166L94 165V164H96V163H94V164L92 163V166H95V167L99 168V167H101L100 164H102V162H103V163H106V164L108 163L109 165H107V168L110 167V166L113 167L112 170H109V171H111V172H112V171L115 172L114 170H116L117 172L121 170L122 173L120 174V173L118 172V174H120V176H121L122 174H124V175H122V177H123V176L126 177L125 174H128V178L126 177V179H129V175H130V176L133 175L134 177H133V176H132V177L135 178L134 181H131V179H133V178L130 177V178H131L130 181L133 182V183L136 182V179L139 180V181H140V179H141V178H137V177L135 176V175H137L136 171H135L134 173L130 172L131 169H134V168L132 167V165H133L134 167L136 166V165H134V164H135V161L138 162V163H140L139 160H141V159L144 160L143 158H144V156H145V158H146L145 160H147V161H145V160H144V161H145L146 163L148 162V167H149V168H148V167H142V168H145L146 170L149 169V170L151 171V173H150V172H147V171H146L145 173H147V174L150 173L149 175H150V176L152 175V177L155 179V178H156V177H155V173H157V172H154V171H153V168H154L155 171H156V170L158 171L159 168L156 169V167H158L157 164H158L159 162H161V163H162V162H165V161H166V162H170V160H171L170 157L173 158V156H171V155H173V154H172V153H169V152H172V149H173V151L176 150V152H177L178 150L180 151V148H179V147H180L181 144L183 143V142L175 143V141H172V142H174V143H172V142H171V143L174 144L175 146L172 147V149H170L171 147H170V145H168L169 143H168V141H167V143H168L167 146H169V147H167V148H169L170 151H168V149L166 150V147L164 146V149L161 148L162 151H161V150L158 151V153H159V154H158V153L156 152V151H157V149H156V151H153L154 154H153V155L151 154L152 156H154V157L152 158V157L149 155L148 152H149L150 150H153V148H152L153 145H152V147H151V144H152V143H150V142H153L154 140L149 141V143H150V148H152V149H150L149 146H146V144L148 143V141H145V142H147L146 144H145L144 141H142V142H144V143L141 142V143H142V146L145 145L144 147H145V148L147 147V148H146V149H145V148H140L141 151H140V150H136L137 152L134 151V150H129V148H132V147H130L131 145L134 146V145L132 144L133 141H131V143H130L131 145H130L129 147H128L129 143H127L128 145L126 144L127 147H128V150H129V151H134V153L136 152L137 154L143 152V153H144V156H143V154H139L140 157H141V158L139 159V157L137 158V157H136L137 155L135 156V154L133 153L134 156H135L136 158H135V159H134V158L131 159V157L129 158V156H130V154H132V153L129 152V151L127 152V151L122 150V151H120V153L116 152V154L118 153L117 155L121 157V158H120V157H119V158L122 160V161H121V163L123 164V168H122V167H121L122 165H121V166L118 165V164H120V163L117 164L118 166H117V165H114V161H115V160H116V161H120V160L118 159V157L113 156V157H114V158H113V157L111 156V155H112V154H111L112 152L115 153V151H114V148H115V147L112 146V145L110 144V145H111V151H112V152H111V151H110V148H109V147H104V146L102 145V143H101L100 140H96V139H94ZM161 140H162V139H161ZM6 141H7V140H6ZM8 141H11V140H8ZM13 141H12V142H13ZM17 141H18V140H17ZM20 141H21V140H20ZM23 141H24V140H23ZM31 141H32V140H31ZM57 141H58V140H57ZM155 141H156V140H155ZM164 141H165V140H164ZM4 142H3V143H4ZM35 142H36V141L33 142V143H34L33 145H35ZM44 142H43L42 144H45ZM62 142H63V141H62ZM65 142H66V141H65ZM121 142H122V141H121ZM129 142H130V141H129ZM169 142H170V141H169ZM0 143H2V142H0ZM19 143H20V142H19ZM21 143H22V141H21ZM21 143L18 144V142H13V143L9 142V144H10L9 146H12V149H13V147L15 146L14 149L12 150V151H13L12 153H14V154L16 155L15 152H16L17 150L20 151V152H22L21 149L25 150L24 148L19 147V146L21 145ZM24 143H25V142H24ZM49 143H50V142H49ZM58 143H59V142H58ZM60 143H61V141H60ZM60 143H59V144H60ZM69 143H70V142H69ZM81 143H82V142H81ZM81 143H80V144H81ZM83 143H82V144H83ZM90 143H89V145L87 144V146H88L87 149H89V147H90ZM133 143H134V142H133ZM137 143H138V142L136 141L134 144L137 146V145H138ZM141 143H140V144H141ZM155 143H153V144H155ZM6 144H7V143H6ZM22 144H23V143H22ZM29 144H31V143H29ZM36 144L38 145V143H36ZM39 144H40V143H39ZM42 144H41V145H42ZM52 144H53L54 147H57L56 149H59V148H58V145H57V142L55 141V139H54V142H53ZM61 144H64V143H61ZM66 144H68V143H66ZM93 144H94V145H93ZM261 144H264V143H261ZM4 145H5V143H4ZM7 145H8V144H7ZM33 145H32V147H33ZM48 145H49V144H48ZM50 145H51V143H50ZM69 145H70V144H69ZM69 145H68V146H69ZM75 145H76V144H75ZM121 145H122V143H121L119 146H121ZM123 145H125V144H123ZM148 145H149V144H148ZM177 145H178V146H177ZM0 146H1V145H0ZM46 146H47V145H46ZM62 146H63V145H62ZM78 146H79V145H78ZM171 146H172V145H171ZM3 147H4V146H3ZM16 147H18V148H16ZM23 147H24V145H23ZM26 147H27V145H25V148H26ZM28 147H29V146H28ZM32 147H31V148H32ZM36 147H38V149H40L39 146H36ZM41 147H42V148H45V146H44V147L41 146ZM48 147H51V146H48ZM59 147L61 148V146H59ZM65 147H67V145H65ZM79 147H80V146H79ZM112 147H114V148H112ZM160 147H161V146H160ZM175 147H176L177 149H174ZM260 147H264V145H262V146H260ZM1 148H2V146H1ZM5 148H6V147H5ZM7 148H9V147L7 146ZM15 148H16V151H14ZM34 148H35V147H34ZM34 148H32L31 151H32ZM42 148H41V149H42ZM51 148H52V150L54 149L53 147H51ZM51 148H50V149H51ZM62 148H63V147H62ZM62 148H61V149H62ZM69 148H74V147H73V145H72V147H69ZM76 148H77V147L75 146L74 151H69V152H70V153L72 152L71 155H74V156H75L76 153H77V154H78V155H77L78 157H76V159H77V158L80 157V156H79V155H80L79 153L82 152V149H81V147H80L79 149L77 148L78 150L81 149L80 151H78V152H79V153H78V152L76 151V150H77ZM82 148H83V145H82ZM84 148H85V147H84ZM84 148H83V149H84ZM119 148H120V147H119ZM123 148H125V149L127 150V148H126L125 146H124ZM123 148H121V149H123ZM134 148H135V147H134ZM148 148H149V149H148ZM155 148H158V146L155 147ZM26 149H27V148H26ZM36 149H37V148H36ZM41 149H40V152H39V151H36V152L41 153ZM75 149H76V150H75ZM90 149H91V151H93L92 148H90ZM90 149L87 150V151H86V149H85V150H84L85 153H86V152H89ZM112 149H113V150H112ZM115 149H116V148H115ZM117 149H118V148H117ZM132 149H133V148H132ZM2 150H5V149L2 148L1 151H2ZM29 150H30V149H28V152H30ZM43 150H44V149H43ZM45 150H46V149H45ZM71 150H72V149H71ZM102 150H103V151H102ZM104 150H106V151L104 152ZM163 150H164V151H163ZM1 151H0V152H1ZM10 151H11V150H10ZM10 151H9V153H8L7 150H6V151L3 152V153H5V156H6V153H8V155L11 153ZM25 151H26V150H25ZM57 151H58V150H57ZM62 151L65 152V154H67V152L64 150V148H63ZM62 151H61L60 153H62ZM75 151H76V152H75ZM101 151H102V152H101ZM118 151H119V149H118ZM20 152H19V153H20ZM44 152H45V151H44ZM53 152H54V151H53ZM73 152H75V153H73ZM93 152H94V151H93ZM107 152L110 154V156H109L108 158H106V156H107ZM110 152H111V153H110ZM155 152H156V153H155ZM164 152H165V153H164ZM3 153H2V155H3ZM22 153H23V152H22ZM46 153H47V150H46ZM70 153H68L67 155H69ZM82 153H84V152H82ZM101 153L104 154V158H103V157L100 158V156H102ZM105 153H106V154H105ZM121 153L124 154V155H125V154H129V155H126V156H128V157H125V156L123 157V156H121ZM166 153H167V154H166ZM180 153H181V151H180ZM180 153H179V155L182 156L183 154H180ZM14 154H12V155H14ZM17 154H18V153H17ZM25 154H26L25 156H27L28 153H25ZM34 154H35V153H34ZM56 154H57V153H56ZM86 154H87V153H86ZM89 154L91 155L92 152H89V153H88V156H89ZM160 154L162 155V157H161ZM12 155L10 154L9 157H12ZM22 155H23V157H24V154H22ZM30 155H31V154H30ZM30 155H29V157H31ZM32 155H33V154H32ZM39 155H42V154H39ZM44 155H45V154H44ZM59 155H60V154H59ZM67 155H66V156H67ZM71 155H70V156H71ZM155 155H157V159H156V156H155ZM5 156H3V159L5 158ZM19 156H21V154H20ZM35 156L37 157V156H38V153H37V155L35 154L34 157H35ZM51 156H52V153H51ZM56 156H57V155H56ZM66 156H65V157H66ZM70 156H69V157H70ZM81 156H82V155H81ZM83 156H85V154H83ZM83 156H82V159L84 158V161H85V157H83ZM88 156L86 155V157L89 159ZM131 156H132V155H131ZM134 156H132V157H134ZM166 156H167V157H166ZM181 156H180V157H181ZM14 157H15V156H14ZM21 157H22V156H21ZM21 157H17V158H13V159L17 160V159H19V158L21 159ZM38 157L41 158V156H38ZM38 157H37V158H38ZM49 157H50V156H49ZM53 157H54V156H53ZM53 157H52V158H53ZM59 157H60V156H59ZM59 157H58V158H59ZM62 157H63V156H61V158H62ZM69 157H66V160H67V158H68V160L72 158V157H71V158H69ZM91 157H92V156H91ZM91 157H90V158H91ZM93 157L91 158L92 160H93ZM110 157H112V160L109 159ZM122 157H123V159H122ZM175 157H177V155H176ZM180 157L178 156V161H177V159H176V161H174V162H176L177 167H181L182 164H183V163L185 164V162H186V161L184 160V158H183V159L181 158L182 160H180ZM183 157H185V156H183ZM0 158H1V155H0ZM37 158H36V159H37ZM40 158H39V159H40ZM52 158H51V159H52ZM63 158H64V157H63ZM87 158H86V159H87ZM167 158H168V159H167ZM185 158H187V157H185ZM20 159H19V160H20ZM26 159H30V158H27V157L24 158V159L22 158V160H24V163H25V167H24V166H23V167L27 169V172H28V173H30V172L28 171V169L31 171V168H33V166L30 167L31 165H29V162H28L29 160H26ZM36 159L34 160V159L32 158L31 161L36 162V163L39 165V169H40V168L42 167V165L45 164V163H42L41 167H40V164H39V161H41V160L43 159V155H42V158H41L40 160H39V159L36 160ZM45 159H47L48 162L51 161V160H49L50 158H49V159L47 158V156H46ZM53 159H54V158H53ZM56 159H57V158H56ZM72 159H74V157H73ZM76 159H74V160H75V161H78V159H77V160H76ZM91 159H89L90 162H93ZM124 159H128L127 161H129V162H127V161L124 160ZM155 159L158 160L159 162L156 163ZM159 159H160V160H159ZM169 159H170V160H169ZM173 159H174V158H173ZM173 159H172V160H173ZM6 160H8V157H7V156H6ZM22 160H21V162L19 161L20 164L17 163V162L15 161V162H16V165H21V163H23ZM38 160H39V161H38ZM63 160H64V159H63ZM63 160H62V162H63ZM66 160H65V161H66ZM74 160H72V161L75 162ZM132 160H133L134 162H133ZM148 160H149L150 162H154V161H155V163H152V164L150 163L151 165H149V161H148ZM167 160H169V161H167ZM174 160H175V159H174ZM179 160H180V161H179ZM8 161L10 162V158H9ZM11 161H12V160H11ZM17 161H18V160H17ZM31 161H30V162H31ZM54 161H55V160H54ZM57 161H59V160L57 159L56 162H57ZM70 161H71V160H70ZM70 161H68V162H70ZM79 161H80V160H79ZM184 161H185V162H184ZM187 161H188V160H187ZM189 161H191V160H189ZM0 162H1V161H0ZM5 162H6V161H5ZM9 162H7V163H9ZM12 162H13V161H12ZM12 162H11V163H12ZM34 162H33V163H34ZM42 162H44V159H43ZM45 162L48 163L46 160H45ZM68 162H67V163H68ZM73 162H72L71 164H73ZM82 162H83V160H82ZM145 162H141V164L144 165L143 163H145ZM177 162H178V163H177ZM3 163H4V161H3ZM13 163H14V162H13ZM13 163H12V164H13ZM24 163H23V164H24ZM33 163H32V164H33ZM40 163H41V162H40ZM49 163H51V162H49ZM64 163H66V162H64ZM76 163H78V162H76ZM76 163L73 164V167H75V166L77 167V166H78L79 168H81V166H82L83 163H84V165L87 163L86 166H88V168L90 169L88 160H87V162L85 161V162H83L82 164L78 163L79 165H76ZM128 163H129L130 166L132 167L131 169H129V171H128L127 167H126V166L129 165ZM138 163H137V164H138ZM146 163H145V164H146ZM161 163H160V167L162 166ZM170 163H171V162H170ZM12 164H10V165L13 166V167H15V165H12ZM37 164H36V165H37ZM52 164H53V162L51 163V165H52ZM57 164H59V163H57ZM61 164H62V165H60V166H62V167L64 166V167H65V165H64L63 163H61ZM68 164H69V163H68ZM126 164H127V165H126ZM131 164H132V165H131ZM141 164H140V167H139V168H141ZM153 164H155L156 166L153 165ZM163 164H164V163H163ZM171 164H175V163H171ZM188 164H189V162H188ZM0 165H2V164L0 163ZM7 165H9V164H7ZM36 165H35V170H36V168H37ZM45 165H46V167L49 166V165H47V164H45ZM53 165H54V164H53ZM74 165H75V166H74ZM90 165H91V164H90ZM125 165H126V166H125ZM178 165H179V166H178ZM185 165H186V164H185ZM189 165H191V164H189ZM189 165H188V167H187L188 169H189ZM21 166H22V165H21ZM69 166H70V164H69L68 166H67V164H66V168H65V169L67 170V167H69ZM104 166H105V165H104ZM144 166H145V165H144ZM151 166H152L153 168H152ZM165 166L168 167L167 164H166ZM169 166H171V165H169ZM183 166H184V165H183ZM183 166H182V167H183ZM6 167H8V166H6ZM16 167H17V166H16ZM19 167H20V166H19ZM50 167H51V166H50ZM54 167H55V166H54ZM54 167H53V168H54ZM73 167H72V170H73ZM78 167L75 168V170L78 169V170L80 171V169H79ZM112 167H111V168H112ZM172 167H173V166H172ZM172 167H171V168H172ZM1 168H3V166H1L0 169H1ZM42 168H43V167H42ZM47 168H48V167H47ZM101 168H104V167L102 166ZM129 168H130V167H129ZM137 168H138V167H137ZM162 168H163V166L160 168V170L162 171V174L165 173V170H166V169L168 170V168H166V169H165V167H164L163 169H162ZM171 168H170V170H171ZM174 168H175V167H174ZM13 169H16V168H12V170H13ZM37 169H38V168H37ZM49 169H50V168H49ZM69 169H70L69 171H71L70 173H72L73 171L71 170V167H69ZM82 169H83V166H82ZM85 169H87V168L85 167ZM104 169H105V168H104ZM109 169H110V168H109ZM145 169H144V171H145ZM164 169H165V170H164ZM176 169H177V170H176L177 173H175V174H177V176L173 173L174 176H176V177L178 178V180H180V179L182 180V179H183L182 181L180 180L181 183H180V182H177V187H178V184H183V182H185V176L183 175V173H187V172H183L182 168H179V169L176 168ZM183 169H184V168H183ZM188 169H187V170H188ZM1 170H2V169H1ZM3 170H4V169H3ZM3 170H2V171H3ZM6 170H7V169H6ZM6 170H5V171H6ZM21 170H22V169H21ZM45 170H46V169H45ZM53 170H54V169H51L50 172L53 171ZM58 170H59V169H58ZM62 170H63V169H62ZM66 170H63L62 172L66 171ZM97 170H99V169H96V171H97ZM141 170H143V169H141ZM141 170H140V171H141ZM2 171H1V173H2ZM13 171H16V172L18 173L19 170H18V171H17V170H13ZM24 171H25V170H24ZM32 171H33V170H32ZM60 171H61V170H60ZM67 171H68V170H67ZM69 171H68V172H65V173H64V176H65V174L69 173ZM76 171H77V170H76ZM79 171H77V172H79ZM81 171H82V170H81ZM81 171H80V172H81ZM90 171H92V170L90 169ZM94 171H95V170H94ZM94 171H92V172L94 173ZM102 171H103V169H102ZM102 171H101V172H102ZM140 171H139V174H138L139 176H140ZM144 171H142V172L144 173ZM161 171H160V172H161ZM176 171H173V172H176ZM185 171H186V170H185ZM189 171H190V170H189ZM191 171H192V170H191ZM6 172H9V174H10V178H8V181H7V182L9 183V185H8L7 182H5L7 179L4 180V184L1 182V181H3V180H1V181H0V183H1V184H0V187H1V188H0V191H2L3 189H5V188H7V187H8V188H9V187H12V185H13V186H21V187H23V188L25 187V189H31V190H27L28 193H27V192H26V193H24V192H10V193H4V194H1V195H0V264H22V263H23V264H26V263L31 264L32 261H34V262H33L34 264H43V263H45V262L42 263V261L44 260L43 258L41 259L42 261H40L39 259H38L39 261H38V260L35 261V258H39V257H40L39 254H43L45 250H46V251H45V254H46L47 252H49V253H47V255L57 254V253L60 252V251L58 250L59 248H60V250H61V249L63 250L64 247H63L62 244L65 243L64 245H66V243H69V242H70V240L68 241V237H67L68 235H67V232H66L65 235H67V236H65L64 239H63V238L61 239V240H63V241L66 239L65 242L63 243V241H62V242L60 241V242L62 243V244H59L60 246L56 243L57 241L60 240L59 238L62 237V234L65 233L64 231H62L63 233H61V231H60V230L63 229V227H64L65 225L62 226V228H61L58 232H57V230H55V229H57V228L59 227V226H58V225H59L58 222H60V221L57 219V217L55 218V215H53V211H52V210L54 209V211H55L54 213L56 214V213H58V212H57L58 210H57V209L55 210V208H53V207H52V208H53V209H52V208L50 207L51 204H48V202L50 201V199H53V198H51V197L49 196L50 198L48 197V198H49V201H48V198H46V196H44V193H45V192H44V193L42 192V193H43L42 195L44 196V197H42V195H39L40 191H39V192L37 191V192H38V193H37V192H36L37 189H35V188H34V189H33V188H30V187H29L30 185H29V186L26 185L27 183H24V184H23L24 186H22V183L18 185V183H20V182L17 181V180H15L16 182H14L13 180H12L11 182H9V179H12L11 177H13V176H11V175H12V174H11L12 171H9V169H8ZM10 172H11V173H10ZM20 172H21V171H20ZM20 172H19V173H20ZM33 172H35V171H33ZM38 172H39V171H38ZM38 172H37V173H38ZM40 172H41V169H40ZM43 172H45V171H43ZM47 172H48V171H47ZM53 172H54V171H53ZM58 172H59V171H58ZM58 172H57V173H58ZM80 172H79V173H80ZM83 172H85V170H84ZM113 172H112L111 176H112V175H115V174L117 173V172H116L115 174H113ZM123 172H124V173H123ZM160 172H159V173H160ZM166 172H167V171H166ZM192 172H193V171H192ZM1 173H0V176H3ZM19 173H18V174H19ZM31 173H32V172H31ZM31 173H30V174H31ZM35 173H36V172H35ZM55 173H56V172H55ZM70 173H69V175H70ZM79 173H75V172H74L73 174L76 175V174H79ZM87 173H88V172H87ZM95 173H96V172H95ZM105 173L108 174L107 172H105ZM143 173H142V174H143ZM152 173H154V174H152ZM167 173H168V172H167ZM167 173H166V174H167ZM188 173H189V172H188ZM3 174H5L4 171H3ZM13 174H14L15 176L18 175V174L16 175L15 172H14ZM20 174H21V173H20ZM20 174H19V175H20ZM42 174H43V173H42ZM42 174H39V175H40V179H41ZM47 174H48V173H47ZM52 174H53V173H52ZM52 174H49V175L51 176ZM58 174H59V173H58ZM89 174H90V173H88L87 175H89ZM97 174H99V171H98ZM147 174H146V175H147ZM162 174L160 173L159 175H162ZM189 174H190V173H189ZM189 174H187V175H189ZM192 174H193V173H192ZM19 175H18L17 178H19V177L21 176V175H20V176H19ZM22 175H23V173H22ZM26 175H27V174H26ZM26 175H24V176H26ZM35 175H36V174H35ZM39 175H38V177H39ZM54 175H55V174H54ZM82 175H83V174H82ZM84 175H85V174H84ZM84 175H83V176H84ZM91 175H92V173H91ZM91 175H90L89 177H91ZM93 175L96 176V174H93ZM93 175H92V177H94ZM102 175H103V172H102ZM109 175H110V173H109ZM144 175H145V174H144ZM144 175H143V176H144ZM159 175H158V178L161 180V178H160L161 176L159 177ZM185 175H186V174H185ZM193 175H194V174H193ZM6 176H7V175H6ZM31 176L34 177V175H31ZM44 176L46 177V175H44ZM44 176H42V178H43ZM64 176L62 177V179L64 178ZM79 176H80V175H79ZM111 176H110V179H113L114 176H113L112 178H111ZM117 176H119V175H117ZM139 176H138V177H139ZM143 176H142V177H143ZM150 176L147 175V177H150ZM162 176H166V175H162ZM170 176H172L173 179H174V176L171 175V171H170V175H169V177H170ZM246 176H247V175H246ZM246 176L243 178L244 180L242 179V181H244L245 184H247L245 181L249 182V185H250V186L247 187V185H246V188H248L247 190H249V191H248V192H249V196H251V198L254 199L253 196H255L257 190H258V189L260 190L261 188H258V187H259L258 185H257V187H256V182H255V178H254V176H250V174H249L247 177H246ZM262 176H264V173H262ZM262 176H260V177H261V178H264V177H262ZM27 177H28V176H26L25 178H24V177H22V178H24V180H27L30 176H29L28 178H27ZM36 177H37V176H36ZM38 177L36 178V180H40ZM45 177H44V178H45ZM47 177H48V178H47ZM47 177H46V179L49 180V181L47 180V183H46L47 185H45V182H46V181H45V179H43L45 182H44V185H42V186H44V188H45V186H46V187H48L49 185L52 186L51 188H50V187H49V188L52 189L51 191H52L53 195H54V194L56 195V196H53V197H55L54 200H56V203H58L57 206L60 207V209L63 210L62 212L59 211V213H62V214H63V212L65 211V212H64V214H65L64 217H66V218H65L64 220H66V219L68 218V221H69V219H70V221L68 222L69 225H68L67 222H65V223H67L66 226H68V227L71 226V227H70V229H71L70 232L74 230L75 234H74V233H73V234H74L75 236L72 235V236H73L72 238L75 239L77 236H79V234H81V228L83 227V225L85 226V228L83 227L84 230H86V225L83 224L84 222H83L82 225H81V221H80V220H81V218H80L81 215L78 214L79 211H78L77 208H78L79 206L77 207V205H76V204H77V201L75 202L76 204H74V201H75V200L73 199V200H74V201H73L72 198H71L72 196H73V198L75 197L74 194H76V192H79V189H78V191L72 190V192L75 191L74 194L70 191V193H72V195H70L71 197H70V196H68V197H64V196H66L67 194H69V193L66 192L65 190L68 191L70 188H67L65 185H62L63 187L60 188V187L57 186V184H54L56 179L53 181L52 178H51V177H53V176L50 177L51 179H49V176H47ZM57 177H58V176H57ZM59 177H60V175H59ZM59 177H58V178H59ZM67 177H68V175H67ZM77 177H78V176H77ZM80 177H81V176H80ZM105 177H106V176H105ZM144 177H145V176H144ZM152 177H150V179H151ZM167 177H168V176H167ZM176 177H175V178H176ZM248 177H249V178H248ZM3 178H7V177L4 176ZM20 178H21V177H20ZM31 178H32V177H30V179H28V180L31 181ZM65 178H66V177H65ZM65 178H64V179H65ZM69 178H70V176H69ZM73 178H74V177H73ZM83 178H84V177H83ZM103 178H104V177H103ZM106 178L109 179L108 175H107ZM123 178H124V177H123ZM123 178L120 177V179H122L121 182H122V181L125 182V180H123ZM153 178H152V181H153ZM177 178H176V179H177ZM187 178H188V177H187ZM253 178H254V179H253ZM1 179H2V178H1ZM33 179L35 180V177H34ZM62 179H61V180H62ZM71 179H72V178H71ZM71 179H70V180H71ZM75 179H76V178H75ZM81 179H82V178H81ZM81 179H79V180H81ZM86 179H87V178H86ZM97 179H98V178H97ZM99 179H101V178H99ZM99 179H98V180H99ZM144 179H145V178H144ZM148 179H149V178H148ZM150 179H149V182H150V183L147 181V182H148L147 184H150V185H149V186L146 185V186H147L148 188H149L150 186H155V188H156L157 186L154 185L155 183L153 184V183L150 181ZM156 179H157V178H156ZM163 179L165 180V177H163ZM173 179H172V180H173ZM188 179H189V178H188ZM188 179H187V180H188ZM19 180H20V179H19ZM34 180H32V181H33L32 183L34 184V187H36V186H35L36 183H40V184H41V183L43 182V180H42V181L40 180L41 182H39V181H36V182H35ZM66 180H67V182H68V179H66ZM70 180H69V181H70ZM82 180H83V182H84V179H82ZM91 180H94V179H91V178H90V183H92ZM98 180H97L96 182H98ZM103 180H104V179H103ZM113 180H114V179H113ZM116 180H117V178H116ZM160 180H158L159 182H158V181H157V182H158V183L163 182V184H164V180H162V181H160ZM168 180H169V179H168ZM178 180H177V181H178ZM250 180H251V181H250ZM56 181H57V180H56ZM58 181H60V180H58ZM71 181L75 182V180H71ZM71 181H70L69 183H71ZM105 181H106V179H105ZM118 181H119V180H118ZM118 181H117V183H120V182H118ZM141 181H142V179H141ZM145 181H146V180H145ZM174 181H175V180H174ZM188 181H189V180H188ZM262 181H264V179H262ZM13 182H14V184H13ZM21 182H22V181H21ZM34 182H35V183H34ZM48 182H49V183H48ZM64 182H65V181H64ZM73 182H72V183H73ZM85 182H86V180H85ZM85 182H84V183H85ZM88 182H89V181H88ZM94 182H95V181H94ZM94 182H93V183H94ZM101 182H102V181H101ZM111 182H112V180H111ZM113 182H115V181H113ZM127 182H128V181H127ZM154 182H156V181H154ZM171 182H172V181H171ZM171 182H170V183L168 182V186H170V189H169L168 187H167V189H168V191L171 190V193H170V194L173 196V199H172V196H171V199H172V200H175L174 202L176 203V205H173V208H175V206H177L176 208L179 209L178 211H180L181 208H182V211H180V212H181V215L183 214V213H182V212H183V209H185V210H184L185 212L188 211V212H187L188 214H191V213H189V210L194 209V208H193V204H190V205H189L188 203L185 204V203H181V202H180V199H181V200H182L183 198H184V199H187V198H185V197L181 198V197L185 194L183 191H182V192H183L184 194L182 193V194H183L182 196H181V193H180V194L178 193V192H180V190H178V189H181V188H182V187H181L182 185H181V186L179 185V188H177V191H176V190H174L175 188L172 187ZM189 182H191V180H190ZM252 182H253V183H252ZM10 183H12V184L10 185ZM16 183H17V184H16ZM32 183H31V184H32ZM51 183H52V184H51ZM60 183H62V182L60 181ZM75 183H77V182H75ZM75 183H74V184H75ZM79 183H81V181H80ZM117 183H116V184H117ZM129 183H130V182H129ZM136 183H138V182H136ZM5 184H6V186H5ZM40 184H38V185L41 186ZM63 184H66V182L63 183ZM96 184H98V183H96ZM104 184H105V183H104ZM107 184H108V181H107ZM124 184H126V182H125ZM124 184H123V185H124ZM139 184H140V183H139ZM165 184H167V183H165ZM186 184H188V183H186ZM251 184H253V185L251 186ZM1 185H2V186H1ZM25 185H26V186H25ZM36 185H37V184H36ZM53 185H54V187H53ZM66 185H67V184H66ZM68 185H69V184H68ZM71 185L74 186L73 184H70V187H71ZM86 185H90V184L87 183V184L83 185V187H85ZM93 185H94V184H93ZM98 185H99V184H98ZM101 185H102V184H101ZM110 185H111V184H110ZM117 185H118V184H117ZM117 185H116V186H117ZM129 185H130V184H129ZM129 185L127 184L126 187L128 188ZM157 185H158V184H157ZM194 185H195V184H194ZM194 185H191V186L193 187ZM60 186H61V185H60ZM80 186H81V185H80ZM91 186H92V185H91ZM94 186H96V185H94ZM108 186H109V185H108ZM108 186H106V187H108ZM121 186H122V185H121ZM132 186H133V185H132ZM132 186H130V187H132ZM143 186H145L144 183H143ZM146 186H145V188H146ZM158 186H159V185H158ZM175 186H176V185H175ZM183 186L186 187L187 185L184 184ZM195 186H196V185H195ZM195 186H194V187H195ZM26 187H27V188H26ZM31 187H33V185H32ZM56 187L60 188V190H62V188H64V187H66L67 189H64L63 191H60V190H59L58 188H56ZM68 187H69V186H68ZM74 187H75V186H74ZM98 187H99V186H98ZM103 187H104V186L102 185V188H103ZM109 187H110V186H109ZM118 187H119V186H118ZM122 187H124V186H122ZM130 187L128 188L129 190H131ZM137 187H138V184H137ZM162 187H163V185H162ZM162 187H161V191H162ZM180 187H181V188H180ZM189 187H190V185H189ZM196 187H197V186H196ZM196 187H195V188H196ZM203 187H205V186H203ZM206 187H207V186H206ZM250 187H251V188H250ZM254 187H255V188H254ZM40 188H41V187H40ZM44 188H43V189H44ZM53 188H54V190H53ZM87 188H89V186H88V187L86 186V189H87ZM93 188H94V187H93ZM114 188H116V187L114 186ZM114 188H113V186H112V189H113V190H114ZM133 188H134V187H133ZM139 188H140V187H139ZM139 188H135V189H139ZM151 188H154V187H151ZM210 188H211V187H210ZM223 188H224V187H223ZM223 188L221 187V189H220V186H218V190H221V192L223 191V190H222ZM229 188H230V187H229ZM229 188L225 187V190H226L227 193L229 194V195H227V197H229V199H230V197H232L233 200H235V199L237 200V198H238V199L240 198L239 200H240L241 203H242V200L244 199V196H245L244 194H246L245 201H249V202H251L250 200H252V199H250V197L247 198V196H248L247 193H248V192L246 191L245 187H242V188L240 187V189H243V191L245 190V191L247 192V193H244V194H242L243 192H241L240 190H239V192H237V190L239 189V187H236V188H238L236 191H235L236 188H235V189L233 188L232 190H228ZM256 188H258V189H256ZM38 189H39V188H38ZM50 189H49V190H50ZM56 189H57V191H56ZM74 189H75V188H74ZM84 189H85V188H83L82 191H84ZM90 189L92 190V188H90ZM94 189H95V188H94ZM94 189H93V190H94ZM103 189H105V188H103ZM106 189H107V188H106ZM112 189H108V190H112ZM118 189H119V188H118ZM128 189H126V190H128ZM156 189H157V188H156ZM159 189H160V186H159ZM159 189H158V190H159ZM163 189H164V188H163ZM182 189H183V188H182ZM182 189H181V190H182ZM186 189H188V188L186 187ZM192 189H193V188H192ZM192 189H191V190H192ZM202 189H203V188H202ZM207 189H208V187H207ZM251 189H252L253 191H252ZM255 189H256V190H255ZM262 189H264V188H262ZM47 190H48V189H47ZM70 190H71V189H70ZM76 190H77V189H76ZM98 190H99V188H98ZM100 190H101V189H100ZM100 190H99L98 193L101 194V191H102V190H101V191H100ZM113 190H112V191H113ZM116 190H117V189H116ZM116 190H115V191H116ZM119 190H120V189H119ZM124 190H125V188H124ZM132 190H133V189H132ZM132 190H131V191H132ZM140 190H142V189H139V191H140ZM143 190H144V189H143ZM152 190H153V189H152ZM154 190H155V189H154ZM158 190H157V191H158ZM164 190H166V189H164ZM194 190H195V189H194ZM196 190H197V188H196ZM200 190H201V188H200ZM204 190H205V188H204ZM213 190H214V188H213ZM213 190H212V191H213ZM216 190H217V189H216ZM216 190H214V191H216ZM233 190H234V192H232ZM250 190H251V191H250ZM254 190H255V193H253ZM259 190H258V191H259ZM34 191H35V192H34ZM43 191H44V190H43ZM45 191H46V190H45ZM51 191H50V193H51ZM82 191H81V192H82ZM87 191H88V190H87ZM104 191H106V190H104ZM145 191H146V190H145ZM157 191H156V192H157ZM161 191H159V192L161 193ZM187 191H188V190H187ZM187 191L185 190V192H187ZM189 191H190V190H189ZM198 191H199V190H198ZM201 191H202V190H201ZM201 191H200V192H201ZM208 191H209V190H208ZM226 191H223L222 193H224V192H226ZM245 191H244V192H245ZM33 192H34V193H33ZM46 192H49V191H46ZM58 192H59V193H65V192H66L67 194H66V193H65L66 195H65V194H63V195L61 194V196H60V194H59ZM84 192L87 193L86 190H85ZM84 192H82V193H84ZM93 192H94V191H93ZM133 192H134V191H133ZM135 192H136V191H135ZM135 192H134V193H135ZM151 192H153V191H151ZM154 192H155V191H154ZM162 192H163V191H162ZM164 192H166V191H164ZM192 192H193V191H192ZM205 192H206V191H205ZM209 192H210V191H209ZM209 192H208V193H209ZM216 192H217V191H216ZM216 192H214V193H216ZM218 192H219V191H218ZM218 192H217V193H218ZM235 192H236V194H237V193H238V194L240 193L239 196L241 195V197L244 195V196L242 197L243 199L241 200V197H238V195H237V197H233V196H236V195H235ZM261 192H262V191H261ZM261 192H260V194H261ZM52 193H51V195H52ZM85 193H84V195H85ZM90 193H92V192H90ZM105 193H106V192H105ZM113 193H114V192H112V193H110V194H113ZM122 193H123L122 195H124V191H123ZM128 193H129V194H132L131 192H128ZM128 193H125V194L127 195ZM142 193H143V192H142ZM142 193H141V194H142ZM144 193H145V192H144ZM147 193H150V191H148ZM147 193H146V195H145L146 197H144L145 200H146V198L148 197V196H147ZM187 193H190V192H187ZM194 193H195V192H194ZM202 193H203V192H202ZM202 193H199V194H202ZM210 193H211V192H210ZM222 193H218V195H217V196H219L218 199H217L218 201H215V200H214V201H215V204H216L217 202H218V203H219V202L222 203L223 201H221V200L227 198V197H224V195H225V194H224V195H222V197H224V198L220 199V198H221V195H220V194H222ZM233 193H234V195H233ZM258 193H259V192H258ZM57 194H58V195H57ZM78 194L80 195L81 198H79V195H78ZM78 194H77L78 196L76 195V198L78 197L77 199H80V200L83 199V200H84V198H82L81 193H78ZM92 194H93V193H92ZM95 194H96V190H95ZM108 194H109V193H108ZM115 194H117V193H115ZM151 194H153V193H151ZM161 194H162V193H161ZM163 194H167V195H168L169 192H168V193L166 192V193H163ZM163 194H162V196H163ZM191 194H192V193H191ZM195 194H196V193H195ZM205 194L207 195V192L204 193V195H205ZM231 194H232V195H231ZM260 194H258L259 196H257V194H256V197H255V200L257 201V203L259 202V205H261L260 208H258V207H257L258 204H255V206L257 205L255 208H258L257 211L260 210V209H262V208H264V207H262V205H264V203H262V202H264V201H262V198H264V197H262V194H264V193L261 194V197H262V198H260ZM46 195H47V193H46ZM48 195H49V194H48ZM48 195H47V196H48ZM84 195H83V197H84ZM86 195H87V194H86ZM97 195H98V194H97ZM106 195H107V193H106ZM118 195H120V194H118ZM137 195H138V194H137ZM155 195H156V194H154V196H155ZM167 195H165V197H166ZM185 195H186V194H185ZM187 195H188V194H187ZM187 195H186V196H187ZM206 195H205V197H206ZM211 195H212V194H211ZM230 195H231V196H230ZM37 196H38V197H37ZM59 196H60V197H59ZM89 196H90V195H89ZM93 196H94V195H93ZM101 196H104V195L101 194ZM142 196H144V194H143ZM142 196H141V197H140V195L137 196V197H139V199H138V203L131 202V203H128V204H127V203H126V204H123V202H120V204H119V203H117V201H116V203L119 204L118 207H117L118 209L115 208L117 204L114 203V204H115V205H114L115 207H113V205L110 206L111 204L109 203V204H110V205H109L108 202L104 201V199H103V200H102L103 203H104V204H105V202L107 203V206L104 207V208H105V209H104V208L101 206V204H102L103 206H105V205L101 202V200H98L100 203H99L98 201H97V202H98V203H97V202H95V200H96L98 197H97L96 199H95L94 197H92V198H93L92 200L94 201V203H95L96 205L98 204L97 206H101V207L104 209V210H103L104 213H106L105 210L107 211V214H109L110 212H112V215H113V216H111V215L109 214V216L107 215L106 218H108V217L111 216V218L113 217L112 219L114 220V217L117 215L118 218H119V220H118V218L115 219L114 221H117V223L115 224V222H113V220H112L111 218H108L107 220H110V219H111L113 223H111V222H109V221H107V220H104V219H105V216H104V215L102 216V218L104 217V219L97 218V217H98V216H97V217H96L97 219L104 220V222H103L104 224L109 222V223H111V224H109V225H113V226H114V224H115V226H114V227H110L108 224H105V225H106V226H105L106 229H104V228H105V227H104V228H102V230H100L101 232H100V231H99V232L96 231V232L94 233L95 235L92 234V233H93V230H92V233H91L92 235H89V237H87L88 239H86L85 237H83L85 233H84V234L82 233V234L80 235V237H83L84 239H86V240L88 241L87 244H85L86 242H84V244H82V243H81L82 240L80 241V237L78 238V240L80 241V243H81L82 245L89 246V248H87L86 246H85V247H86L87 250L85 249V247L81 248L82 245L80 246V245H79L80 243H79V241H78L79 244H78V243L75 244V245H76V248H78V245H79L80 248H81V250H82V249H84V250H82V251L79 250V251L76 252V254H77L78 252H80V253L77 254V255H80V257H82V258L84 259V262L82 261V258L79 259L77 255H76V256H77V258H78L79 260H78V261L76 260V261H73V262H76L75 264H77V263L80 264L81 261H82V263H85V264H162V263H163V264H168V263H169V264H173V263H174V264H184V263H187V264H188V263H189V264H215V263H218V262H219L220 264H223V263H225V261H226L225 258H224V259L222 258L223 263H221V261H216V260H214L213 258H214L215 256H218V255H219L218 257H220V256H221V257H224V255H221V254H222V253H225V254H226L225 256L227 257L226 259H227V260L231 259V261H229V264H235V263H236V264H240V263L243 264V262H245L244 264H255V263H256V264H264V254H261V253H264V252H262V251H264V243H262V242H264V238L261 239V238L259 237V235H260L261 233H262V235H264V230H262V232H261V231H256V233H258V232L260 233V234L258 233L259 235H257L256 233L253 234V233H254V230L261 229L262 222H264V221H262V219H264V218H262V217H264V214H262V210H261L260 215L258 214L259 216L257 217V218L261 217V218L259 219V221L257 220V218H256L255 216H253V218H251L252 216L249 215V213H251L250 211H253V208H252V209H251V208L249 209V207H251L252 205L250 206V205H248L247 202H246L247 206H249V207H246V208H248L250 211H247L249 216H247V215L245 214V215H246V218H245L246 221H245V219H241V218L244 216L243 214L246 213V212H241V217H240V219L238 218L239 215H240V211H241V210L238 211V212H239V215H238L237 210H239L240 208H239V206L237 207V206L235 205L237 202L233 203V202H234L233 200H229V201H231V203H233V205H232L233 207L236 206V207L239 208V209H236V208L233 209V207H231V205H230V202H227V203H226L225 200H224V201H225L224 204H225L227 207H226L225 205H224V206H221V205H220L221 207L218 206V205H216V206H215L216 209H215V207H214L215 204L212 205V204H213V201H212V203H210V205H209L210 207L207 205V207H209V208H208V212H207L208 215L205 216V220H202V219H204V216L202 217L201 220L199 219L200 215L202 216V213H204L205 210H204V212H202L200 215L198 214L199 216H196L197 219H195V218L193 217L194 219H192V220H189V219H187V218H186L185 220H183V218H184L186 215L183 216V218L180 216V217L182 218V220H183V223H184L186 220H187V223L189 222V226H190V223H191V226H190V227L192 228V231H191V229L185 228V231H186V229L190 230L191 233H189V232H187L188 230H187L186 232L184 231V228H183V227H184L185 225L182 226V225L180 224L181 220H180V221H179V220H178V221L176 220V221L179 223V225H178V223L176 224V221H175V223H173L174 221H170V220H169L170 218L167 220L168 217H166L165 219L167 220V222L170 221V222H171L170 224L173 223V224H172V225H173V227H172L173 229H172V228H169V227H171L172 225L169 226V224L167 225L164 221H163V222H164L163 224H165V225H161L160 223L158 224L159 221H162V220H163V219L160 218V217H159V218H160L161 220H160V219H159V221H156V220H155L156 223H155V221H152V220H151V219H153L152 216H151V217H148L149 219L151 218L150 220H148V219L145 220V219L141 218V217L144 216L143 213H141V212H143V211H144V212H147V211H148V206H149L148 204H147V207H146V204H141V203L145 202V201H143V200H142L143 202H142V201H141V203L139 202V201H140V198H142ZM168 196H169V195H168ZM195 196H196V195H195ZM198 196H199V195H198ZM198 196H197V198H198ZM207 196H210V195H207ZM41 197H42V198H41ZM61 197H62V198H61ZM110 197H111V196H110ZM110 197H109V195H108V199H109ZM114 197H115V196H114ZM118 197H120V196H118ZM121 197H122V196H121ZM123 197H124V196H123ZM130 197H131V198H130ZM134 197H135V196H134ZM150 197H151V196H150ZM202 197H203V196H200V199H201L202 201H199L200 199H198V201L200 202V206H199V207H201V211H202L203 208L205 207V206L203 205V201H204V200H207L206 198L203 200ZM44 198H46V199H44ZM66 198H67V199H66ZM70 198H71V199H70ZM86 198H88V197H86ZM86 198H85V200H86ZM106 198H107V197H106ZM125 198H126V197H125ZM125 198H124V199H125ZM129 198L132 199V196L130 195ZM144 198H143V199H144ZM152 198H154V197H152ZM152 198H151V199H152ZM155 198H158V199H159L158 194H157V196H155ZM155 198H154V200H155ZM161 198H162V197H161ZM161 198H160V199H161ZM166 198H167V197H166ZM169 198H170V197H169ZM174 198H175V199H174ZM191 198H192V195H191ZM191 198H189V199H191ZM213 198H214V196L212 197V199H213ZM258 198H260L262 202H261L260 199H258ZM88 199H89V198H88ZM88 199H87L86 202L90 203V200L88 201ZM90 199H91V197H90ZM94 199H95V200H94ZM108 199H107V200H108ZM121 199H122V198H120L119 200H121ZM124 199H123V201L125 202ZM147 199H148V198H147ZM158 199H157V200H158ZM160 199H159V201H160ZM171 199H170V200H171ZM208 199L210 200V197H208ZM214 199H215V198H214ZM247 199H248V200H247ZM45 200H46L47 202H46ZM65 200H66V201H65ZM92 200H91L90 206H91V204H93V201H92ZM113 200H114V198H113ZM135 200H136V199H135ZM149 200H150V199H149ZM149 200H148V201H149ZM162 200L165 201V198L163 197ZM167 200H168V199H167ZM170 200H169V201H170ZM187 200H188V199H187ZM187 200H186V202H187ZM191 200H192V199H191ZM236 200H235V201H236ZM69 201H70V202H69ZM72 201H73V202H72ZM121 201H122V200H121ZM152 201H153V200H151V202H152ZM155 201H156V200H155ZM193 201H194V199H193ZM196 201H197V200H196ZM198 201H197V202H198ZM210 201H211V200H210ZM232 201H233V202H232ZM240 201H239V202H240ZM253 201H254V200H253ZM253 201H252L251 203H253ZM51 202H52V204L54 203L53 200H52ZM79 202H80V201H79ZM79 202H78V203H79ZM82 202H83V201H82ZM84 202H85V201H84ZM86 202H85V204H86ZM110 202L112 203L111 200H110ZM114 202H115V200H114ZM136 202H137V201H136ZM157 202H158V201H157ZM165 202H166V201H165ZM165 202H162V201H161L162 204L165 203ZM172 202H173V201H172ZM177 202H178V203H177ZM189 202L191 203L190 200H189ZM194 202H195V201H194ZM204 202H205V201H204ZM207 202H209V201H207ZM45 203H46V204H45ZM49 203H50V202H49ZM88 203H87V206H86L87 209L85 208L86 210H84V211H85V212L88 211V212H91V213H92L93 211H90V210H89L91 207H89V209H88ZM121 203H122V205H121ZM132 203H133V204H132ZM139 203H140V204H139ZM146 203H147V202H146ZM168 203H169V202H168ZM180 203H181L182 205H181ZM192 203H193V202H192ZM195 203H196V202H195ZM241 203H237V204L241 206V205H242ZM244 203H245V202H244V200H243V204H244ZM95 204H93V205L95 206ZM130 204H132V205H130ZM149 204L151 205V203H149ZM158 204H159V203H158ZM206 204H209V203H206ZM206 204H205V205H206ZM227 204H229L230 207H228ZM249 204H250V203H249ZM75 205H76V206H75ZM79 205H80V204H79ZM81 205H84V204H81ZM108 205H109L110 207H109ZM141 205H142V206H141ZM153 205H154V204H153ZM165 205H167V207H168V205H170V204H165ZM191 205H192V206H191ZM196 205H197V204H196ZM222 205H223V204H222ZM52 206H54V205H52ZM123 206H124V207H123ZM159 206H162V208L165 207V206H163V205H159ZM170 206H171V205H170ZM184 206H185V207H184ZM54 207H55V206H54ZM76 207H77V208H76ZM83 207H85V206H83ZM83 207H82V208H83ZM150 207H152V206H149V210H150ZM187 207H189V208H187ZM197 207H198V206H197ZM197 207L195 206V208H197ZM207 207H205V208H207ZM219 207H220V208H219ZM252 207H254V205H253ZM261 207H262V208H261ZM79 208H80V207H79ZM112 208H113V209H112ZM119 208H120V209H119ZM136 208H137V209H136ZM145 208H146V209H145ZM152 208H154V207H152ZM155 208L157 209V208H159V207L156 206ZM155 208H154V209H155ZM162 208H161V209H162ZM165 208H166V207H165ZM176 208H175V209H176ZM205 208H204V209H205ZM213 208L215 209V211L218 210V211L216 212V213H218V214H215V213H214L215 211L213 210ZM218 208H219V209H218ZM226 208H227L228 210H225ZM241 208H242V207H241ZM246 208H245V211H246ZM92 209H93V208H92ZM92 209H91V210H92ZM95 209H96V208H95ZM97 209H98V208H97ZM156 209H155V210H156ZM161 209H160V210H161ZM166 209H167V208H166ZM166 209H164L165 212H166L165 214H167V211H168V210H166ZM177 209H176V210H177ZM187 209H188V210H187ZM220 209H224V210H225V213H224V210L221 211L222 213L219 212ZM243 209H244V208H243ZM101 210H102V209H101ZM121 210H122V211H121ZM123 210L126 211V212H123ZM139 210H141V211H139ZM142 210H143V211H142ZM158 210H159V209H158ZM162 210H163V209H162ZM164 210H163V211H164ZM198 210H199V208H198ZM206 210H207V209H206ZM211 210L213 211V215H212V213H211V212H212ZM254 210H255V209H254ZM80 211H81V210H80ZM170 211H171V208H170ZM194 211H195V210H194ZM199 211H200V210H199ZM81 212H82V211H81ZM88 212H87V213H88ZM95 212H96V211H95ZM99 212H100V209H99ZM99 212H98V214H99ZM117 212H118V213H117ZM127 212H128V213H127ZM139 212H140V213H139ZM152 212H154V211L152 210V211H150V212H148V213H152ZM155 212H156V211H155ZM190 212H191V211H190ZM227 212H229V213L227 214ZM230 212H232L231 214H233V212H234V215L228 217V215H231ZM259 212H260V211H259ZM259 212H258V213H259ZM87 213H86L85 215H87ZM91 213H90V214H91ZM101 213H102V212H101ZM114 213H115L116 215H115ZM138 213H139V214H138ZM163 213H164V212H163ZM171 213H172V211H171ZM176 213H177V212H176ZM194 213H195V212H194ZM196 213H197V211H196ZM196 213L194 214V216L196 215ZM235 213L237 214V216H236ZM242 213H243V214H242ZM252 213H254V211H253ZM252 213H251V214H252ZM255 213H256V212H255ZM64 214H63V215H64ZM81 214H82V213H81ZM118 214H119V215H118ZM124 214H125V215H124ZM168 214H169V212H168ZM173 214H174V217H176V216H175L176 214H175L174 212H173ZM179 214H180V213H179ZM184 214H185V213H184ZM192 214H193V211H192ZM205 214H206V213H205ZM221 214H222V215H221ZM223 214H225V215L227 214V215L224 216L222 220H219V219L222 218L221 216H223ZM261 214H262V215H261ZM85 215H84V212H83V216H82V218H83V217H86ZM88 215H89V213H88ZM88 215H87V216H88ZM95 215H96V214H95ZM139 215H140V216H139ZM142 215H143V216H142ZM153 215H154V217H157V216H155V214H153ZM156 215H157V214H156ZM158 215H159V214H158ZM163 215H164V214H163ZM170 215H172V214H170ZM203 215H204V214H203ZM214 215H216V216H214ZM218 215H219V216H218ZM242 215H243V216H242ZM253 215H254V214H253ZM56 216H58V218H61V217H62V216H60V215H58V214H56ZM67 216H68V217H67ZM92 216H93V215H92ZM92 216H90V217L94 219V217H92ZM125 216H127V217H125ZM148 216H149V214H148ZM160 216H161V215H160ZM165 216H168V215H165ZM190 216H191V215H189V217H190ZM192 216H193V215H192ZM233 216H234V217H233ZM250 216H251V217H250ZM90 217H88V220H89V221L86 220V218H84V219L86 220V224H87V221H88V222L91 221V220L89 219ZM144 217H147V216H144ZM180 217H176V219H177V218H180ZM187 217H188V216H187ZM189 217H188V218H189ZM212 217H213V218H212ZM235 217H236L237 219H235ZM244 217H245V216H244ZM247 217H250V218L247 219ZM96 218H95V219H96ZM115 218H116V217H115ZM126 218H127V219H126ZM132 218H134V219H132ZM172 218H173V217H172ZM172 218H171V219H172ZM181 218H180V219H181ZM191 218H192V217H191ZM191 218H190V219H191ZM200 218H201V217H200ZM230 218H231V219H230ZM55 219H56V220H55ZM62 219H63V218H62ZM95 219H94V221H95ZM97 219H96V220H97ZM123 219H125L126 221L123 220ZM198 219H199V220H198ZM206 219H207V220H206ZM208 219H209V220H208ZM215 219H217V221H216ZM225 219L228 220V221H226ZM82 220H83V219H82ZM157 220H158V217H157ZM174 220H175V218H174ZM188 220H189V221H188ZM197 220H198L199 222H201L200 225H198L199 223H198ZM212 220L214 221V223H212ZM218 220H219V221H218ZM224 220H225V221H224ZM229 220H230V222H229ZM238 220H239V221H238ZM241 220H243V221H241ZM248 220H249V221H248ZM250 220H252V221H250ZM253 220H254V222H253ZM256 220H257V222H256ZM260 220H261V222H260ZM62 221H63V220H62ZM106 221H107V222H106ZM191 221H193V222H191ZM194 221H195V224H194ZM202 221H203V222H202ZM220 221H221L222 223H225V224H224L225 226H223V224H221ZM56 222H57V223H56ZM96 222H97V221H96ZM98 222H100V221H98ZM98 222H97V224H98ZM101 222H102V221H101ZM118 222H119V225H120V223H122V224L119 226V225H118ZM123 222H124V224H123ZM128 222H129V223H128ZM146 222H147V223H146ZM150 222H151L152 224H151ZM205 222H206V224H205ZM218 222H219V223H218ZM251 222H252V223H251ZM255 222H256V223H255ZM54 223H55V224H54ZM61 223H62V222H61ZM61 223H60V225H61ZM91 223H92V222H91ZM125 223H126V224H125ZM133 223H134V224H133ZM181 223H182V222H181ZM216 223H218V224H217V227L219 226V231H218V232H217V227H216V228L214 227ZM245 223H246L247 225H246ZM257 223H258V224H257ZM259 223H260V224H259ZM52 224H53V228H52ZM63 224H64V223H63ZM70 224H71V225H70ZM89 224H90V223H89ZM89 224H88V227H89ZM94 224H95V223H94ZM104 224H103V225H104ZM175 224H176V225H175ZM184 224H186V223H184ZM193 224L199 226V227L196 226V228H197L196 231H195V227H193ZM201 224H203V226H202ZM207 224H208V227L211 228L210 230H214V231H215V234L217 233V235H214V234L212 235V234H211L214 238H213V237L211 238V236L209 235L211 232L213 233V231H211V232L208 231L209 228L206 227V226H204V225H207ZM212 224H213L214 226H213ZM219 224H220L221 226H220ZM226 224H228V227L226 226ZM244 224H245V225H244ZM251 224H253V225H255V226L258 225V226H257V227H253V225H252V227H251ZM103 225H99V226L101 227V226H103ZM107 225H108V226H107ZM116 225H118V227H116ZM129 225H130V226H129ZM134 225H135V226H134ZM151 225H152V226H151ZM157 225H159V226H157ZM174 225H175V227H174ZM177 225L180 226V227L182 226V227H181L182 229H178V231H176L177 228H180V227H176ZM241 225H242V226H241ZM260 225H261V226H260ZM55 226H56V228H55ZM66 226H65V227H66ZM91 226H93V223L91 224ZM122 226H124V227H122ZM132 226H133V227H132ZM147 226H148V227H147ZM156 226H157V227H156ZM165 226H166V227H165ZM168 226H169V227H168ZM201 226H202L203 228H205V229L207 228L206 230L209 232L207 237L204 236V235H201V234H204V233L206 234V232H207V231L204 229L206 232L201 233V231H202V230H201V229H202ZM233 226H234V227H233ZM243 226H244V227H243ZM259 226H260V227H259ZM65 227H64V229H65ZM68 227H67V229H68ZM80 227H81V228H80ZM108 227H109V229H108ZM115 227H116V228H115ZM167 227H168V228H167ZM185 227H186V226H185ZM190 227H189V228H190ZM220 227H221V228L223 227V229H220ZM225 227H226V228H225ZM247 227H248V228H247ZM258 227H259V228H258ZM59 228H60V227H59ZM59 228H58V229H59ZM83 228H82V229H83ZM95 228H96V227H95ZM126 228H127V229H126ZM130 228H131V229H130ZM159 228L162 229L163 232H162V230H160ZM200 228H201V229H200ZM212 228H213V229H212ZM249 228H250V229H249ZM255 228H256V229H255ZM72 229H73V230H72ZM103 229H104V231H103ZM148 229H149V230H148ZM153 229H154V231H153ZM155 229H156V230H155ZM158 229L160 230V232H159ZM174 229H175V230H174ZM193 229H194V230H193ZM226 229H227V230H226ZM242 229H243L244 232L241 231ZM54 230H55V231H54ZM84 230H83V231H84ZM96 230H98V229H96ZM126 230H127V231H126ZM151 230H152V231H151ZM172 230H173V231H172ZM200 230H201V231H200ZM220 230H221V233H220ZM245 230H246V233H245ZM248 230H249V231L252 230L251 233H252L253 235H255V236L257 235V238H256L255 236H254V237H251L252 234H249V235L247 236V233H250V232H248ZM66 231H67V230H66ZM83 231H82V232H83ZM102 231H103V232H102ZM128 231H129V232H128ZM148 231H149V232H148ZM165 231H166V233H170V231H171V233H173L174 235H176V238H173L174 240L171 239V240H173V241L175 242V244H172V245H170V244H166V242H167L166 240H169L171 237L167 238L168 236H170V234H169L167 237H166V234L162 236V233L164 234ZM167 231H168V232H167ZM198 231H199V232H198ZM59 232H60L61 236H60V234H59V237H58V233H59ZM68 232H69V230H68ZM70 232H69V234H72V233H70ZM76 232H77V233H76ZM79 232H80V233H79ZM84 232H85V231H84ZM97 232H98V234L96 235ZM151 232H152V234H151ZM153 232H155V233H153ZM161 232H162V233H161ZM180 232H181V234H180ZM182 232H183V233H182ZM194 232H195V235H197V236H195V235L193 234ZM202 232H203V231H202ZM241 232H242V233H241ZM53 233H54V234H53ZM99 233H100V234H99ZM146 233H147V234H146ZM148 233H149V234H148ZM200 233H201V234H200ZM230 233H231V234H230ZM243 233H244V234H243ZM88 234H90V232H89ZM150 234H151V235H150ZM155 234H156V235H155ZM218 234H219L220 236H219ZM233 234L236 235V236H234ZM242 234H243V235H242ZM245 234H246V236H244ZM52 235H53V239H52ZM76 235H77V236H76ZM82 235H83V236H82ZM86 235H87V232H86ZM171 235H172V234H171ZM189 235H191V236H189ZM230 235H231V236H230ZM238 235H239V236H238ZM262 235H261V236H262ZM69 236L71 237V235H69ZM90 236H91V239H89ZM92 236H93V237H92ZM145 236H146V237H145ZM152 236H153V237H152ZM164 236H165V237H164ZM177 236H178V237H177ZM179 236H180V237H179ZM194 236H195V237H194ZM200 236H201L202 238H201ZM217 236L219 237V240H218ZM226 236H229V238H228V237L226 238ZM54 237H55L56 240L54 239ZM57 237H58V238H57ZM63 237H64V236H63ZM66 237H67V238H66ZM70 237H69V238H70ZM158 237H160V238H163V237H164V238H163V240H161V239H159ZM172 237H173V236H172ZM174 237H175V236H174ZM187 237H188V238H187ZM223 237H224V238H223ZM238 237H239V238H238ZM244 237H245V238H244ZM83 238H81V239H83ZM148 238H149V239H148ZM152 238H153V241H152ZM166 238H167V239H166ZM177 238H178V240H176ZM203 238H204V239H203ZM206 238L210 239V240H209L210 242H209ZM215 238H216V239H215ZM234 238H235V239H234ZM74 239L72 240V244H71V242H70L71 247L74 246L73 243H75V241L77 240V239H75V240H74ZM84 239H83V241H85ZM92 239L94 240V242H93ZM185 239L188 241L187 243L185 242ZM213 239H214V240H213ZM226 239H227L228 241H227ZM54 240H55V241H54ZM156 240H157V241L160 240L161 243L157 242ZM164 240H165V241H164ZM180 240H181V243H182V244H183V242H185V243L188 245V246H186V245L184 244L187 248H188L189 245L191 244V246L193 247V249H192V247L190 246L191 248L189 247V249H192V250L185 249L187 252L183 253V251H182L183 254L180 253V252H181L180 249L182 250V247H181L182 244H180ZM182 240H184V241L182 242ZM239 240H240V241H239ZM67 241H68V242H67ZM147 241H148V242H147ZM169 241H170V240H169ZM173 241H171V242H167V243H172ZM178 241H179V242H178ZM190 241H191V242H190ZM217 241H218V242H217ZM231 241H232L233 243H232ZM260 241H261V242H260ZM53 242H54V244H56L57 246H59V248H58L57 246H55V245L53 244ZM162 242H163L164 245H161ZM174 242H173V243H174ZM189 242H190V243H189ZM193 242H195V243L198 242L199 244H198V243H197V244H198L199 247H200V245H202L201 247H205V248H207V249H208L207 246H209L213 251H214V249H216V250H215V253H216L217 255H216L215 253H212V251L210 252L211 249L209 248V249H208V250H209L208 252H210V255H211L210 257H212V258L210 259L209 256H205V257H204L205 254L203 255V254H201V252L204 251L205 248H203V249H202L201 247H200V248H196L195 246H196L197 244H196L195 246H193V244H194ZM216 242H217V243H216ZM228 242H229V243H228ZM238 242H239V243H238ZM51 243H52V244H51ZM178 243L180 244V246H179L180 249H178V247H177V246L179 245ZM188 243H189V244H188ZM213 243H214L215 245H214ZM222 243H224V244H222ZM230 243H232V244H230ZM235 243H236V244H235ZM77 244H78V245H77ZM90 244H91V245H90ZM155 244H156V245H157V244H160V245H158V246L156 247ZM177 244H178V245H177ZM209 244H210V245H209ZM233 244H235V245H233ZM52 245H53V246H52ZM61 245H62V247H61ZM184 245H183V248H185ZM203 245H204V246H203ZM212 245H213V246H212ZM217 245H218V246H217ZM249 245H251V246H249ZM50 246H51V247H50ZM163 246H164L165 248H167V247H169V246H172V247H169V248H168V250L170 251L169 253H170V254L172 253V254L170 255V254L168 253V250H167V252H166V249L164 248V249H165V250H164V249H163ZM166 246H167V247H166ZM211 246H212V247H211ZM226 246H227V247H226ZM239 246H240V247H239ZM48 247H49V249H48ZM52 247H53V248L55 247L54 251H58V252L55 253L54 251H51V252H54V253H50V250L53 249ZM154 247H155V248H154ZM174 247H175V249H174ZM176 247H177V248H176ZM216 247H218V248H216ZM237 247H238V249H237ZM50 248H51V249H50ZM56 248H57V249H56ZM65 248H66V247H65ZM80 248H79V249H80ZM159 248H160V249H159ZM231 248H232V249H231ZM240 248H241V249H240ZM245 248H246V249H245ZM173 249H174V250H173ZM194 249H196V250L198 249V250L196 251V252H198L197 254H196V252H195V254H194V251H195ZM207 249H206V250H207ZM229 249H230V250H229ZM233 249H234V251H232ZM62 250H61V251H62ZM66 250H67V249H66ZM66 250L64 249V251H66ZM68 250H71V248H69V245H68ZM68 250H67V251H68ZM72 250H73V247H72ZM74 250H75V246H74ZM76 250H77V249H76ZM157 250H158V251H157ZM161 250H162V251H161ZM185 250H184V251H185ZM217 250H218V252H219L220 254H219L218 252H216ZM254 250H255V251H254ZM258 250H259V251H258ZM64 251H62V252H64ZM171 251H172V252H171ZM188 251H192V252H191L192 254H191L190 252H189V253H190V255H192V256H194V257H192V256H188V255H189V254H188ZM199 251H201V252H199ZM223 251H224V252H223ZM69 252H70V251H69ZM69 252H67V253L65 252V253L68 254ZM74 252H75V251H74ZM238 252H239V253H238ZM258 252H259V253H258ZM36 253H37V256H36ZM65 253H59V254H64V255H62V259H63L62 262H63L64 264H65L66 260L69 259V257H70V259H69L70 261H71L73 258L75 259L74 254H73V251L70 252V254H72L73 258H72L71 255H69V254H68V256H67ZM81 253H82V254H81ZM203 253H204V252H203ZM211 253H212V254H211ZM254 253H255V254H254ZM162 254H163L164 257L161 256ZM164 254H165V255H164ZM166 254H169V256H168V255L166 256ZM184 254H185V256H186L187 258L184 256ZM186 254H187V255H186ZM193 254H194V255H193ZM200 254H201L202 256H201ZM208 254H209V253H207V255H208ZM213 254H215L214 257H213ZM229 254H230V255H229ZM257 254H258V255H257ZM47 255H46V256H47ZM175 255H177V256H175ZM178 255H179V256H178ZM247 255H248V256H247ZM35 256H36V257H35ZM38 256H39V257H38ZM46 256H44V254H43V256H41V257H44V258H45ZM51 256H53V255H51ZM51 256H50V257H51ZM64 256H65V258H66V256H67V259H66V260L64 259ZM182 256H183V258L185 257L184 259H186L187 261H185V260H183V259H180V258H182ZM229 256H232V257L229 258ZM242 256H243V257H242ZM34 257H35V258H34ZM41 257H40V258H41ZM54 257H55V256H54ZM57 257H58V254H57ZM160 257H161V258H160ZM167 257H168L169 260H168V259L165 260ZM169 257H170V258H169ZM175 257H176V258H175ZM177 257H179V258H177ZM191 257H192L193 260H191ZM221 257H220V258H221ZM237 257H238V258H237ZM253 257H255V258H253ZM257 257H258V258H257ZM60 258H61V255H60ZM159 258H160V259H159ZM189 258H190V259H189ZM216 258H217V257H216ZM220 258H219L218 260H221ZM228 258H229V259H228ZM50 259H51V258H50ZM52 259H53V258H52ZM58 259H59V258H57L56 260H58ZM171 259H172V260H171ZM179 259H180V260H179ZM188 259H189V260H188ZM237 259H238V262L236 261ZM253 259H255V260H253ZM45 260L47 261V258H46ZM45 260H44V261H45ZM53 260H54V259H53ZM60 260H61V259H59V261H60ZM64 260H65V262H64ZM80 260H81V261H80ZM190 260H191V261H190ZM245 260H247V261H245ZM258 260H259V261H258ZM37 261H38V262H37ZM59 261H57V262L59 263ZM67 261H68V260H67ZM70 261H69L68 263H70ZM166 261H167V262H166ZM172 261H173V262H172ZM183 261H185V262H183ZM215 261H216V262H215ZM241 261H243V262H241ZM252 261H253V262H252ZM35 262H36V263H35ZM52 262H53V261H52ZM52 262H51V263H52ZM54 262H56V261H54ZM54 262H53V264H54ZM62 262H61V264H62ZM71 262H72V261H71ZM170 262H172V263H170ZM182 262H183V263H182ZM226 262H227V261H226ZM33 263H32V264H33ZM58 263H55V264H58ZM66 263H67V262H66ZM68 263H67V264H68ZM82 263H81V264H82ZM48 264H49V263H48ZM59 264H60V263H59ZM226 264H227V263H226Z\"/></svg>","mask_w":264,"mask_h":264}]
</instances>
